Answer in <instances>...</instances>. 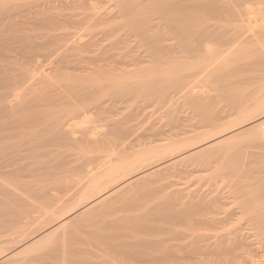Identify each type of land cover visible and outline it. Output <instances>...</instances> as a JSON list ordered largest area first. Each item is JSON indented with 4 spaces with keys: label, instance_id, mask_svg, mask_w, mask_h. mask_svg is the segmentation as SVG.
<instances>
[{
    "label": "rangeland",
    "instance_id": "obj_1",
    "mask_svg": "<svg viewBox=\"0 0 264 264\" xmlns=\"http://www.w3.org/2000/svg\"><path fill=\"white\" fill-rule=\"evenodd\" d=\"M4 1L3 0H0V6L2 5L0 7V35H1L0 36V157H1L0 158V165L2 164L1 167L5 166L7 169H5V167H4L5 170L2 168L3 171H4V173L3 172L2 173L0 172L1 173L0 174V263L1 264H12V263L13 264H19V263L20 264H34V263L35 264H38L37 261L39 260L41 262L42 259H43V261L41 263L39 262V264H46V263L51 264V262H52V264H73V263L74 264H96V263L97 264H101V263H104V264H112L114 262L115 258L112 259V255H110V254L111 253L114 254L117 251L121 252V253H117L118 255L116 256V257H119L118 258L119 261L116 258V260H115L116 263L114 262L113 264H117V263L118 264H122L123 257H124V255H122V254H126L127 252L133 251V249H134L133 247H135V246L136 247L134 249V252H137L138 249H139L140 251H138V252H141V253L142 252L144 253L147 248H148L147 251L150 252L151 249H154L156 246H158V247H156L154 249V251H151L150 253H153L154 252L155 253L154 254L155 256L161 257V256H163L166 253H170L171 254V251H173V254L178 253L176 255H178V256L179 255L180 256L181 255L185 256V257L181 256V257L184 258V260H183L184 261V264H193L191 262V260H192L193 257L191 258L190 256H193L194 254L193 255L190 254L192 252H190L191 250L187 246L188 243L189 244L190 243L191 244H194L195 243L194 244L195 245V248L198 249V251L195 252L196 258H198V259L200 258V259L199 260L198 259L196 260V258L194 256L193 262H194V264H199L202 261V258L205 256V253H203V251L205 252V250L202 251V249H204L203 246L202 247H199V245L201 246V244H202V241H200V239L202 240L201 237H203V236H201V235L205 234V232L201 229V226L198 225L201 222V220H200V218H201L200 217V213L201 212L198 211L200 209L199 208L200 206L198 207L197 204L198 205L200 204L201 199L199 198L200 195H198L197 193H198V191L200 192V190L202 188V185L204 184L203 182L205 180L208 181L207 179H209V181H211L212 183H214V178H216L217 181H219L218 182L219 183L218 184V190L221 191L220 194L222 196V199L223 200H226L224 202L222 200V202L227 205V207L223 205L224 206V207H222L224 209L223 212L226 213L227 210H228L229 212H227V213H230V212H232V210H236L237 207L240 208L238 206V203L241 206L243 205L242 207H245V208L247 206L245 204H248V206H249V207H247L245 209L244 214H242L243 216L239 218L240 221L237 218V221H236V223H234V225L232 223L231 225L227 226L226 227L227 229L224 228L223 230H221V231H224V233L223 232H221V233L222 234H225L226 233L225 231L228 230V232H229V230L232 229L233 226H234V228H237V226L241 227L245 223V225L248 226V228L250 229V230H248L249 233H250V235L252 233V235L255 236V237L252 236V238L254 237L253 238L254 241L251 238L252 239L251 242L254 243L255 240H257L256 243L263 242L262 240H264V234H263L264 233V219H263L264 217H261L262 219H260V216L259 215L262 216L263 215V211H264V208H262V207H264V205L261 206L262 205V202H264V201L261 200V199L264 198V195H263L264 189L261 190L262 186L264 188V184H262V186H261L262 181L264 182V180H263L264 179V174L262 175L260 173L262 171H263L262 173H264V154H263V156H261V153L262 152L264 153V143H261V142H257V144H255V143H256V140H258V141L259 140L260 141H263L264 140V137H263V135H264V132H263L264 129H263V127L264 126L262 127V130H261L260 128L259 129L257 128L259 125L257 126V124H256V121H257V123H259V121H261V119H263V117H264L263 116L264 115V111H261L262 109H264V108L261 107V105H262L261 103L264 102L262 100L263 97H264V90H263V87H264V79L263 78L264 77H262V76H264V74H263L264 73V64H263V61H264V45H263L264 44V27H263L264 26V14H263L264 13V6H263L264 3L263 2H264V0H260L259 3H257L258 1L255 0L254 3H256V4H254L251 0H249L251 2H249L248 0H237L238 2L236 0H231V1L230 0H228V1L227 0H218V2L216 4L215 1H217V0H215L214 2H215V5L216 6L211 7L212 8L211 10L208 9L209 7H208V5H206V4H209L210 3L207 0H206V2H203L201 0H189V1L188 0H171L172 3L174 2L173 4L170 3L171 2L170 0H167L168 2H166V0L165 1L163 0L162 2H161V0H158L157 5L160 4V6H161V7L159 6L160 8L157 6L158 7V10L159 9L160 10L161 9H164L163 12H162V10L161 11L159 10L160 15L158 14V10L156 9L157 8L156 7L157 0H86V1H84V0H82V1L80 0L79 1L78 0L77 2L75 0H70V1L69 0H65V1H69L70 3H66L63 0H55V1L54 0H14V1L13 0H4ZM7 1L10 4H8ZM183 1H185L184 2L185 3V6H184ZM225 1H227V2L230 1V2L227 3ZM235 1L238 4H240L241 6H239L236 3L237 4V7H235L236 6ZM73 2H76V3H73ZM177 2L179 3V6L178 7H176V5H178ZM231 2L233 4H231ZM17 3H19V5H16V9H17L16 10L14 8L15 7L14 5L17 4ZM58 3H61V4L59 5ZM166 3H169V7L167 6ZM181 3L183 4L184 7H182ZM193 3H196L198 5L197 6L196 4H194V6L195 5L197 6V7L195 6V9H194V7H192L193 6ZM203 3H206V4L203 5ZM226 3H227V5H226L227 8L224 5ZM250 3H252V4L250 5ZM261 3H263V5H261ZM6 4H8L9 6L7 7ZM23 4L24 5L26 4L25 6L26 7L28 6L29 8H24L25 6ZM64 4H65L66 8H65V6H63ZM68 4H69V8L71 7L70 9L67 8L68 7ZM72 4H74V5L72 6ZM186 4H187V6H186ZM211 4H213V3H211ZM47 5L48 6L51 5V8H50V6L47 8ZM53 5H54V7H53ZM61 5H62V7H60ZM123 5L124 6L126 5L125 6L126 8ZM162 5H164V6H162ZM170 5L171 6H175V8H170L171 7ZM3 6H5V7H3ZM12 6H13L14 9H12ZM165 6H167V8H164ZM223 6L226 9H224ZM230 6L231 7H234V8L231 9ZM249 6H251V7H249ZM260 6H261V8H260ZM57 7H58V9H57ZM188 7H191L194 10L193 9H189ZM255 7L257 8L256 11H255ZM8 8H10V9H8ZM34 8H35V11H34ZM36 8L37 9L39 8V9L36 10ZM258 8H260V9H258ZM18 9L21 11V13H19V10ZM55 9H57V11H54ZM64 9L65 10L66 9H69V10L65 11ZM166 9H167V11H166ZM168 9H170V13H174L175 15L174 14L173 15L170 14L169 11H168ZM220 9L222 11L225 10L226 13L223 14L224 11L222 12V11H220ZM11 10L13 12H11ZM39 10H41V11H39ZM245 10H246V12L249 11L246 16H248V17L250 16L249 18L252 21V22H250V27L254 26V27H252L253 33H250V32H252V30H251V28H249V24H248L249 21H250V19H248V17H245L244 21L242 19L244 17L243 14L246 13ZM17 11H18L19 14L17 13ZM22 11H24V12L26 11L27 13L25 14ZM165 11H166V15L168 17L164 15L165 14L164 13ZM176 11H177V13H175ZM194 11H196V12H194ZM214 11H215V13H214ZM260 11H262V12H260ZM40 12L43 13V14H41ZM47 12L50 13V14H47ZM240 12L241 13L243 12V13L240 14ZM259 12H260L261 15L262 14L263 15L261 16L260 14H258ZM180 13L181 14L183 13L184 16L183 15H180ZM229 13H230L231 16H233V13H235L236 14V17L235 18H232L231 16L228 15ZM255 13H256V17H255ZM35 14L37 16L39 14V16L41 17V19H39L40 18L39 16L36 17ZM71 14H72V16L70 17ZM104 14H105V16H104ZM235 14H234V16H235ZM60 15H61V17H60ZM67 15L70 18H73V16H76L75 19L73 18L74 20H71L72 21V25H73V22L74 23H77V22L82 23L81 21H84L85 22L84 24L86 26L80 27L79 25H84V24L83 23L82 24L77 23L78 24L77 27L74 24L75 27H72V29H71V26H72L71 25V21H70V19H69V17ZM195 15H198L200 17L197 18L198 16L196 17ZM240 15H242V17H240ZM97 16L98 17L100 16L101 19L103 20V22H102V20L99 19L100 17L96 19ZM102 16L105 17V18H103ZM106 16L108 17L109 20H111L110 18L112 17L113 20L114 19H118V21L116 20L115 23H114L111 20L110 22H112V23L111 24L109 23L110 25H108L109 20H106ZM114 16H116V17H114ZM178 16H179V18H178ZM201 16H202V18L205 17V16H207V17L210 16V17L209 18L206 17L205 20H203V19L201 20L200 19ZM27 17H31V18H34V19L32 20V19L28 18V19H30V20H28ZM186 17L187 18H190V19H187ZM194 17H195V19H194ZM14 18H15V20H14ZM16 18H18V19L20 18L21 19L20 20L21 21V24H18V23H20L19 20H18L19 22L17 23ZM24 18H26V19H24ZM36 18L38 19V21L36 20ZM196 18L199 19V20H197ZM227 18L228 19L230 18V19L228 20ZM240 18L242 19V22H243V27H242L243 29L242 28L240 29L241 22L240 23L237 22L238 19H239V21L241 20ZM50 19L52 21H54V22H52ZM59 19H61L60 22H62L64 19H66V22H67V20H69L70 22H68V23H70V24H68V23L65 24V25H64V23L63 24L62 23L60 24ZM82 19H84V20H82ZM98 19L100 20V22H98L99 21ZM104 19L106 20V22H105ZM221 19H223V22H222ZM233 19L236 20V21L234 20L235 21L234 23L232 21ZM39 20H41V21H39ZM180 20H182V21H180ZM210 20H211V22H210ZM212 20H214V22ZM28 21L29 22L31 21V27H33L34 29L33 28H30V26H29L30 24H29ZM36 21L38 22V25L35 26L33 24L34 23L37 24ZM88 21H89V24L92 27L88 24ZM91 21H93V22L95 21V22L94 23L93 22L91 23ZM175 21H177V22H175ZM230 21H231V25H230ZM253 21H254V23L256 21V23L254 24ZM48 22H51L54 25V31H52L53 30V28L51 27L52 25L49 26L50 23L47 26V23ZM116 22H118V25L119 26H120V22H121L122 26L121 27L117 26V23ZM200 22H202L204 24L207 22V24H205L207 26H205L204 24H203L204 26H201L202 23H200ZM244 22H245V25L246 26L244 25ZM2 23H4L5 25L2 24ZM54 23H56V24H54ZM97 23L99 25L100 24L101 25L99 26ZM184 23L186 24V26L184 25ZM194 23H196V24H194ZM214 23L215 24H218V25L221 24L222 27H220L221 25L218 26V25H215ZM227 23H229V24H227ZM232 23L235 24V25L240 24L239 26H235V25L233 26L234 27V30H235V27H239V29L241 31V34H240L239 29L236 28V30L238 29V31H239L238 35L240 34V35H245L246 36L248 34L247 36L251 37L252 34H256L258 36V35L261 34L260 32H263V35L261 34L263 36V37L261 36L263 38L262 39L263 44L261 43L262 47H261V45L258 46L257 44H252V43H251V47H249L250 46V42H247V43H249V46H247V48L243 49V44L233 43L234 38L237 37L238 35H237V31L236 30H235V33L233 32L234 30L232 28ZM23 24H25L27 26L25 27ZM57 24H58V27L56 26ZM113 24H116L115 28H114V25ZM154 24L155 25L158 24V25L155 26ZM193 24H194V26L196 28L193 26ZM260 24H263V25H260ZM20 25L23 28H21ZM62 25H64L65 27L62 26ZM190 25H192V26H190ZM213 25L216 26V27L213 28ZM247 25H248V27H247ZM258 25H259V27L261 26L260 28L263 27V31H262V29L261 30L259 29ZM16 26L17 27L19 26V27L17 28ZM41 26H42V28H41ZM60 26L62 28V32H65L66 31V34L65 33L63 34L62 33L63 34L62 35V34L59 33V31L61 30ZM68 26L70 27V29H65ZM87 26L90 27V28H88ZM159 26L161 28H159ZM6 27L9 30H7ZM49 27L52 28V29H50ZM78 27H80L82 29H80ZM111 27L114 28V29H112ZM116 27H118V29L120 28L121 30H119V32H118V29ZM152 27H153V29L156 28V27L157 28L154 29V31H153L152 30ZM180 27H182V28H180ZM202 27H204V28H202ZM19 28H20V30L23 29L22 30L23 33L19 30ZM174 28H176V29H174ZM179 28H180V30H179ZM215 28H217V29H215ZM17 29L19 31H17ZM105 29H107V30L105 31ZM122 29H123V31H122ZM198 29L200 30V33H199ZM247 29H250V31H248ZM254 29L257 30V31L259 30L260 32H258V33H260V34H257L256 33L257 31H255ZM83 30L84 31L86 30V32H84ZM148 30H150V33H149ZM175 30L177 32H175ZM182 30L184 31V32H182L183 33V36H182V33L180 32ZM190 30L191 31L193 30L192 33H191ZM13 31H15V32L14 33H11ZM104 31H105V33H104ZM137 31H139V32H137ZM189 31H190V33H189ZM254 31H255V33H254ZM20 32L22 33V35H20L21 34ZM69 32L71 34H69ZM82 32L84 33V35L87 36V39H91L92 42H93L92 43L93 46L90 47L88 49V51H84V54H82L83 52H81V50L79 52H78V50H75V49L72 50V48H71L72 44H70V42H72L73 40H75L76 37L79 34H82ZM231 32H233L234 34L233 35L230 34ZM100 33H101V35H102L103 38L100 37L101 36ZM115 33L118 34V35L121 34V35H119L120 37L118 35H115ZM138 33H140V34H138ZM184 33H186V34H184ZM196 33L197 34L199 33L197 35L198 38H195L197 36L193 37ZM14 34H16V35H14ZM52 34H54L55 36L52 35ZM202 34L205 36V37L203 36L204 38L202 37ZM8 35H10V37L7 38ZM50 35H52V37H50ZM60 35H62V38H61ZM110 35H112V36L114 35V37H112ZM220 35L222 37H220ZM229 35H231V36H229ZM47 36L49 38H47ZM57 36H60V37H57ZM66 36H67V38H65ZM188 36H191V37L187 38ZM199 36H200V38L201 37L202 38L200 39ZM223 36H225V38H228L232 42L231 41H228V40H225ZM1 37L3 38V41L1 39ZM23 37L25 39H23ZM140 37H141L142 40L140 39ZM192 37L195 38V39H193ZM14 38H17V40H14ZM51 38L54 39V40H51ZM59 38L61 40L60 42H58V40H56V39H59ZM101 38H102V40H101ZM190 38H192V39H190ZM222 38L224 40H222V42H221L220 39H222ZM44 39H46V40H44ZM104 39L107 42L106 43L107 44L106 46L105 45L104 46L101 45V44H105L104 43ZM116 39H117V41H116ZM202 39H205V40L203 41ZM8 40H10V41L8 42ZM184 40H185V42H184ZM188 40H192V41H188ZM201 40L203 41V43L204 42L205 43L208 42L209 44L207 43V45H206L204 43L203 44L204 46H203V45H201V43H202ZM18 41H19V43H18ZM48 41H52V43L51 42H48ZM65 41H67V43ZM227 41H228V44L229 45H231L233 43L236 46L233 45V44L230 46L231 48L230 47L228 48L227 46H224L225 43H223V42H226V44H227ZM13 42H14V44H12ZM15 42H17V43L15 44ZM101 42H103V43H101ZM197 42H198V45H197ZM260 42L261 41H259V43L258 42H256V43L260 44ZM59 43L60 44L62 43L61 46L59 45ZM65 43H66L67 46L65 45ZM119 43H120V45H119ZM57 44H58L57 47H60L62 49V52L61 53H59V51L61 49L60 48L57 49V47H56ZM68 44H70V45H68ZM191 44H193V45H191ZM246 44L244 45V47L246 46ZM41 45L43 46L44 49L42 48ZM237 45H240V46L237 47ZM37 46H38V48H36ZM108 46H110L111 48H108ZM119 46H121V47H119ZM194 46H196L197 48L199 46L200 47L197 49ZM207 46H211L210 47V49L212 50L211 52H208L207 51L208 50L207 48H209ZM97 47H99V50H98ZM190 47L191 48L194 47V48H192V50H190L191 49ZM240 47H241V49H240ZM51 48H53V49H51ZM104 48L105 49L107 48L106 51H111L112 48L115 49V50L112 49V51H111L112 55H111L110 52H108V53H110V54H108L109 55L108 56L106 54L107 52H105ZM121 48H123V49H121ZM233 48H234V51H236V52H234L233 50H231ZM95 49H96V51H95ZM101 49H102V51H101ZM194 49L197 52V53H195L196 55L194 53H191V52H193ZM203 49H205L208 53L205 50H204V53H203ZM56 50H58V51L55 52ZM195 50H194V52H195ZM240 50H242V53H240L238 55V52ZM244 50H245V52H243ZM114 51L116 53H113ZM120 51H121V54H120L121 56H118V54L120 53ZM32 52H33V54H31ZM41 52H42V54H41ZM52 52H54V53H52ZM66 52H69V53L66 54ZM76 52H77V54H79L80 52L81 53L79 55H77ZM85 52L87 53V55L85 54ZM220 52H221V54H220ZM38 53L40 54V56L37 55ZM102 53H103V55L106 54L105 56H107V57L104 58L103 55H102ZM190 53L193 54V55H195L196 57L198 56V58L195 59L196 57L194 58V56H193L192 57L193 59H192L190 57L191 56ZM198 53H201V54H199V55H201L200 57H199V55H197ZM52 54L54 56L53 59H52L53 61L51 60ZM96 54H98L99 57L96 56ZM116 54H117V56H116ZM229 54H231V55H229ZM235 54H236V56H235ZM26 55H27V59L25 58ZM41 55H42V57H41ZM217 55H220V56H217ZM28 56H29L30 59L28 58ZM30 56H32V58ZM85 56L87 57V59H86ZM79 57H80V60H81V61L79 60L80 63H79V61H77L79 59ZM83 57H85V59L87 61L85 59H83ZM234 57H236V58H234ZM40 58H42L44 61L42 59H40ZM65 58H66V60H65ZM90 58L95 59L96 62H94L93 60L90 61L91 60ZM102 58H104V60ZM23 59H24V61H23ZM64 60H65V62H64ZM116 60H118V61H116ZM119 60L123 63L122 65L119 64V63H121ZM235 60H236V62H235ZM29 61H31V62L29 63ZM108 61L109 62L111 61V63H109ZM35 62H37V63H39L41 65L43 64L45 66V67L43 66V70H45L46 72H48V73H46L47 77H39V75H40L39 74V70H36V68H35V71H34V67H31V66H34L33 64ZM53 62H55V63H53ZM60 62H61V64L64 62L63 64L64 65L65 64H68V66L66 65V67H65L64 65H61ZM103 62H105L106 64H104ZM107 62H108V64H107ZM242 62H244L245 64L242 63ZM260 62H261V64H260ZM86 63H89V64H87V65H89L88 67H87ZM98 63H100V64H98ZM127 63H128V65H127ZM248 63H249V65H246ZM92 64L95 65V66L96 65L97 66L100 65V67L97 69V66L95 67ZM54 65H56V66H54ZM59 65H61V67ZM77 65H79V66H77ZM103 65H106L105 67H107V68H105ZM119 65H120L121 68L118 67ZM258 65L261 68H259ZM62 66L65 68V70L63 69ZM108 66H110L111 68L108 67ZM116 66L119 68L118 71L125 70V71H122V74L123 75L121 74V72H117L116 71V69H117ZM52 67H53V70L51 71ZM54 67H57V68H54ZM242 67H243V69H242ZM27 68H28L29 72H27L28 71ZM95 68H96V70H95ZM110 69H112V70H110ZM23 70L26 71L27 72L26 74H28V75H25V72H23ZM100 70H102V72L104 74L101 73ZM68 71H70V73ZM76 71L78 73H80V74H83L84 73L85 76L86 75H88V76H86V77L84 75H81L80 76V75H78V73L76 74ZM98 71H100V73ZM195 71H197V72H195ZM206 71H208V72H206ZM30 72H32V73H30ZM67 72L69 74H67ZM108 72H110V73H108ZM193 72H195L194 75H195V77H197V79L193 76V74H192ZM199 72L201 73L202 76L200 75ZM91 73H93V75H91ZM115 73L118 75L117 77H116ZM30 74H31V77H33L32 79L30 78ZM100 74H103V75L100 76ZM120 74L122 76H120ZM230 74H231V76H230ZM261 74H262V76H261ZM107 75H108V79H107V77L105 78V76H107ZM237 75H238V78L236 77ZM27 77L29 78L28 80H27ZM66 77H68V78H66ZM84 77L87 78V79L84 80L83 79ZM97 77H99V78H97ZM102 77H103V79H102ZM118 77H121V78L118 80ZM231 77H232V79H231ZM69 78H70V80L68 82V79ZM77 78H78V80H77ZM88 78L89 79L91 78L92 81H93L92 84H91V86L93 84L94 85L92 87H90V85H89V83H91V82H89ZM253 78L256 79V80L252 81ZM261 78H262V80H261ZM97 79H99L101 81H99ZM115 79H116L117 82L115 81ZM235 79H238V81H236ZM240 79L242 81H240ZM258 79H260V80H258ZM46 80H47V82H46ZM20 81H24V83L26 85H22L21 86L22 82H21V84H19ZM28 81L30 83V86L28 84ZM35 81H37V82H35ZM55 81H56V83H58V81H59V83H58L59 85L56 84ZM60 81H61V83H60ZM95 81H97V82L99 81L100 84H99V82L98 83L96 82L97 83V85H96ZM113 81H115L116 86H115V84H114ZM243 81H245V83ZM249 81L251 82V84H250ZM50 82H53V83H50ZM65 82H66V84H64L62 86V84L65 83ZM74 82L76 84L75 85L74 84L71 85ZM229 82H230V84H229ZM237 82H240V83H237ZM32 83H33V86H32ZM110 83H112V85H110ZM67 84L69 86H71L73 88V90H75L74 93L72 92L73 90L68 89V85ZM185 84L188 85V88H190V89H188ZM117 85H118V87H117ZM243 85H245V86H243ZM83 86H85L84 87L85 89H81V88H83ZM252 86L255 87L253 90H252V88H253ZM24 87H27V88L29 87L28 88L29 90L27 88L25 89ZM48 87H49V89H48ZM71 87H69V88H71ZM74 87H76V88L74 89ZM246 87H247L248 90L246 89ZM92 88H93V90H92ZM186 88H187V91H189L188 92V95H187V92H186ZM242 88L243 89H246L247 92L246 91L244 92V90ZM42 89L44 91H42ZM65 89L68 91V93L66 92ZM94 89H96V90L94 91ZM223 89L224 90L226 89V91L225 92H222V91H224ZM238 89H239L240 92L238 91ZM58 90H62V91L59 92ZM77 90H80V91L81 90H84L85 93L83 91H82V93H84V94H82L81 92H76ZM181 90H183V91H181ZM47 91H49V92H47ZM91 91L93 93H91ZM51 92L53 94H54V92H56L55 94H57L58 92L59 93L57 95H55V94L53 95V94H51ZM69 92H71L72 94H70ZM102 92H105L106 95L105 94H102ZM219 92L223 93L224 96L221 97L220 96L221 94ZM94 93H95V95H93ZM182 93H184V94L182 95V97H180ZM218 93H219V96L217 95ZM235 93H237V94H235ZM16 94L18 95V97H16V99L15 98H12ZM59 94L60 95L62 94V96H59ZM81 94L82 95H85L86 94V96H82ZM101 94L103 96L105 95V97L101 96ZM127 94H128V97L126 98V96H125V98H126L125 99L124 98V95H127ZM129 94H130V96H129ZM225 94H227V95H225ZM243 94H245V95H243ZM19 95H21V96H19ZM63 95L66 98V100H64L65 98H62ZM96 95H99V96L96 97ZM184 95L185 96L187 95L188 97L187 96L185 97ZM228 95H230V96H228ZM73 96H74V98H72ZM197 96H199L200 102H201V99L203 100V103L202 104H200V102L196 100V99H198ZM200 96H202V97L200 98ZM203 96H205V99L206 100H204V97ZM240 96H241V99L239 98ZM9 97H11V98L9 99ZM68 97L70 99L71 98L72 99L70 100ZM76 97H78V98L76 99ZM129 97H131L130 98L131 100L129 99ZM226 97H227V99H229L228 101L227 100L225 101V98ZM242 97H243V99H242ZM253 97H254V99H253ZM54 98H55V101L53 100ZM217 98L220 99V100H218ZM11 99H13V100H11ZM56 99H58V100H56ZM61 99L64 100V101H61L60 102ZM68 99L70 101H72V102L67 101ZM124 99L127 100V101L124 102L125 101ZM214 99H216V100H214ZM233 99H234V101H233ZM235 99H239V102H238V100L235 101ZM8 100H9V102H8ZM24 100L25 101L28 100V101L25 102ZM52 100H53V102H52ZM77 100H79V102H81V103L78 104ZM85 100H87V102L84 104L83 102H85ZM32 101H35V102H32ZM45 101L47 102V104H46ZM121 101H123V102H121ZM195 101L198 102L200 105H198V103H196ZM220 101L223 103L222 105H220L221 104ZM242 101H244V102L242 103ZM259 101H262V102H259ZM24 102H25V104H24ZM74 102H76V103H74ZM216 102H218V104ZM226 102H228V103H226ZM237 102H238V104H237ZM8 103L10 105H8ZM16 103L19 104V105H17ZM50 103H52V105H54L56 103V106H52ZM125 103H127V104H125ZM229 103H232V105L229 104ZM241 103H242V105H241ZM258 103H260V104L258 105ZM99 104L103 105L104 107L103 106L102 107L100 106V108H98V110H97V108L95 110V107L96 106L99 107ZM104 104H106V107L107 108L105 107ZM228 104H229V106H228ZM92 105L94 106V108H93ZM113 105H115V106L118 105V106L115 107ZM215 105H216V107H215ZM225 105H227L226 107L228 109L225 107ZM250 105H252V106H250ZM11 106L13 108H11ZM73 106H74V108H73ZM230 106H233L234 108L233 107H230ZM247 106H250L251 108L249 107V109H248ZM253 106H254V108H253ZM259 106L262 108V109L260 108L261 110L259 109ZM46 107H48L50 110L48 108H46ZM52 107H54V108H52ZM58 107L59 108H62V109H59ZM65 107L67 108V110H66ZM71 107L73 109H71ZM76 107L79 108V109L82 108V110L81 111L76 110ZM86 107L88 109H86ZM255 107H256V109H259L258 110V113H260L259 111H261L262 114L259 115V116H261L262 118L258 116V117H255L252 121L250 120V122L249 121H248V123L246 122L247 124H244V125H241L240 126V128L237 130L238 132L237 131H234V129H232L231 131L226 132V133H224L222 135L219 134V132L222 129H225L226 130V127L231 128L232 127V124L235 125L237 122L238 123H241L244 119L250 118L249 115H251L254 112L253 109H255ZM229 108L232 109V110L235 109V111L233 110L235 114L232 112V110L230 111ZM53 109L56 110V111H54ZM217 109H219V110H217ZM20 110H22V111H20ZM59 110L60 111L62 110V112L61 113L58 112ZM215 110H217V111H215ZM69 111H70V113H69ZM94 111L96 112V114L94 113ZM107 111H108V113H107ZM223 111H224V113H223ZM246 111H248V112L245 114L244 112H246ZM64 112H67V113H65V115H64ZM86 112H87V114L89 113V115H87ZM211 112H213V114H211ZM209 113L211 114V116H210ZM230 113H233V114H230ZM249 113H251V114H249ZM258 113L256 112L255 116ZM66 114L67 115H70L71 114V120H74V123H73L74 124V126H73L74 128L73 129L70 128V131L68 129H65V130H68L69 131L68 133L65 132V130H64L65 134L66 133L68 134L67 137H66V135H64V137H66V140L69 139V134H70V137L72 136L73 138H75L77 136V138H80V140H81V138H82V140L84 139L83 137H84L85 133H86V136L85 137L88 138L90 136L91 139L94 137L93 140H95L97 138H100L101 139V137L99 135V134H101V136H103V138L104 137L106 138V135H107L108 136L107 138L111 141L110 142V145H113L114 144L113 146L115 147L116 144L118 145L119 143H123L124 142L123 140H120V138L121 139H124V140L125 139L126 140L128 139V141L130 142V145L132 147H128V149H124V150L122 149V147H120L119 148L120 151L115 147L118 151H115L114 154H116V155L113 154V157L114 158H117V159L119 158V160H116L115 159V163L117 162V165H118L119 162H120V160L125 162L124 159H127L128 158V155H129V159H127L126 162L129 163V164H133L135 166V168H134L135 170H134V173L132 171V174L130 175L131 177L128 176L130 178L127 177L126 179L129 180L131 178H135V177H138V176H146V174L148 172H150V173L153 172L152 174H149L148 173V175H150V176L145 177L144 180L145 181L148 180V181H146V183H145L144 180H141V181H144L143 184L140 181L138 184H134V185H132L130 187H127L126 190L128 192L124 189L123 192H121V193L118 194L119 196L121 195L120 197L116 194V196L113 198L114 199L113 203H112V198H110V200L108 199L109 201L107 199H105L102 202L97 203L96 205L92 206V208L89 209V207H91V206H87V205H90L91 203H84L86 201V199H82V198H84L85 192L87 190V186H90V185H87V184H89V180H88V177L85 176V175H87L86 171H87V169H90L89 167H91V166H94L95 167L96 166V165H91V166L88 165L90 163L89 162V158L93 155V154L91 155V153H92L91 152V148H90L91 146H89L90 144L87 143L90 140H89V138H88V140L86 138L85 143H83L84 142L83 141V142H80V144L82 143L81 145L78 143L75 146V147L80 146L79 148L81 149L80 150L77 147V150H75V148H74L75 151H78L76 153H79V156L74 153L76 155L75 157H73L74 156V154H72L73 152L70 151L71 150V147L74 144V142H72L73 144L71 142L69 143V141H66L64 139V137H63L61 139L62 140L64 139V141H66V142L64 143V141H63V143H60L62 141H60V137L59 136H61L60 133H61L62 130L61 131H58L59 130V127L61 126V124L59 125V127L56 126L59 123V122L57 123V120H59L58 118H60V117H61L60 119H62L63 116H67ZM72 114H73V119H72ZM253 114L251 115V117H253ZM212 115L214 117L216 116V118L212 117ZM222 115H223V117H222ZM81 116H83V117H81ZM227 116L230 119L229 118L228 119L225 118ZM239 116H241V118ZM56 117H57V120L55 119ZM68 117H66V118H68ZM77 118H78V120H76ZM102 118L104 120H102ZM208 118H211L212 120L211 119L208 120ZM50 119L52 120L51 122H50ZM62 120H64V118ZM68 120H70V119L68 118ZM221 120H223V123L224 124L221 123L222 122ZM59 121H61V120H59ZM80 121H81V123H80ZM207 121H208V123H207ZM209 121H212V124H211V122L209 123ZM213 121H214V124H215L216 127L214 126ZM215 121H217V123H219L218 126L216 125L217 123ZM63 123H65V122H63ZM115 125L116 126L117 125L118 126L120 125V127H122V129L121 128L118 129L119 127H117V129L119 130L120 134H119L118 130H115V127H116ZM207 125H211V126H207ZM205 126H206V128H205ZM249 126H250V128H249ZM55 127H56V129H54ZM87 127L88 128L90 127V129H92L93 131L91 130V132H90V129L88 130ZM107 127L108 128L110 127V128L108 129ZM253 127L256 128V130L260 133V135L258 134V132ZM46 128H47V130H46ZM207 128L208 129L210 128V129L208 130ZM85 129L88 131V133H87V131L85 132ZM80 130H82V131L80 132ZM201 130H203V131H201ZM239 130L242 133L239 134ZM101 131H102V133H101ZM103 131H104V133H103ZM122 131H123V133H122ZM244 131H246V132H244ZM249 131H251V132H249ZM51 132L53 133V138L50 137L51 136L50 134H52ZM72 132H74L73 133L74 136H73V134H71ZM114 132H116V133L114 134ZM129 132L130 133L132 132L131 133L132 136L129 135ZM233 132H237L238 134L235 133V134H237V136ZM256 132H257V134H256ZM7 133H8L9 136L7 135ZM91 133H94V134L96 133V135H93ZM127 133H128V135H127ZM212 133H213V135H215L217 133L215 135L217 137L213 138L214 136L212 135V136H210L212 139H208V141L205 140ZM229 133L230 134L233 133L234 136L233 137H230V138H232L230 141L228 139V142H226L228 145L227 144H223L224 145V147H223L222 142H221V143H219L221 145H219L218 147L217 146H213V147H211L209 149H205L204 148L209 142H213V141H215V139L217 140L219 137L227 136V135H229ZM250 133L255 134V136L254 135L252 136V134H250ZM62 134H63V131H62ZM124 134H126V136ZM218 134L220 136H218ZM57 135H59V136H57ZM121 135H122V137H120ZM198 135L199 136L201 135V136L199 137ZM240 135H241V137H240ZM242 135L244 137L246 136V137H249V138H246L245 137L244 140H243ZM258 135H259V138L260 139H258ZM129 136L131 138H128ZM113 137H117V139L116 138H113ZM198 137L201 138V139L202 138H204V139L203 140H201V139L198 140ZM57 138H59L58 140L60 142H58V141L56 142L55 141V139H57ZM255 138H256V140H255ZM236 139L239 140V141H236L237 144L235 142ZM253 139L255 140V143H254ZM51 140H52V142H51ZM152 140H154V141H152ZM196 140H198V141L196 142ZM204 140L207 141V142H205ZM117 141H119V143ZM232 141H233V143H232ZM247 141H249V142H247ZM250 141H253V143L250 142ZM194 142H195V144H194ZM230 142L232 144H236V145H231ZM52 143H54V144H52ZM57 143H59V144H57ZM66 143H67V145H65ZM243 143H245V146H244ZM247 143H249V144H247ZM258 143H259V145H258ZM60 144L63 145L64 148ZM75 144H76V142H75ZM145 144L147 146H145ZM186 144H187V146L188 145H191V146H188L190 148H186L185 149V147H187ZM197 144H198V146H197ZM229 144H230V146H229ZM246 144H247V146H246ZM260 144H261V146H260ZM153 145H156V146L154 147ZM168 145H170V146H168ZM179 145H181L180 148L178 147ZM242 145H243V147H242ZM58 146H59V148H58ZM68 146L69 147L71 146V147L69 148ZM159 146H160V148H159ZM162 146L164 148H162ZM234 146H236V147L234 148ZM134 147H136V148H134ZM192 147H193V149H192ZM244 147H245L246 153H247V151L249 153V155L247 153V156L244 155V153H245L243 151L244 150ZM256 147H258V149ZM62 148L63 149L66 148V151H67L68 155H65L67 153L64 150H62L64 154L61 152V149ZM87 148H88V150H87ZM133 148H134V150H133ZM150 148H151V150H150ZM202 148L205 149V152L203 151ZM222 148L224 149L223 151H222ZM232 148H234V149H232ZM237 148L239 149L240 155H238L239 153H238V149ZM241 148H243V150ZM252 148L254 149V151H253ZM72 149H73V147H72ZM121 149H122V151H121ZM143 149H145V150H143ZM175 149H178L180 151L175 150ZM181 149H183L185 151H181ZM139 150H141V151H139ZM157 150H158V152H157ZM172 150L174 152H172ZM196 150H197V152H195ZM225 150L226 151L227 150H230V151L226 152ZM235 150H236V152H235ZM241 150L243 151V153L241 152ZM249 150L251 152L253 151V155H251V152ZM126 151H128V153ZM144 151H146V153ZM175 151H176V153H175ZM177 151L179 153H181V154H178ZM193 151H194V153H193ZM70 152H72V153H70ZM120 152H122V153H120ZM152 152H154L153 155H156V156H153V155L150 156ZM170 152L173 153V155H169V154H171ZM220 152H223V153H220ZM225 152L227 154H225ZM231 152H235L236 155H234L235 153H231ZM89 153H90V155H89ZM136 153H140V154H136ZM159 153L162 156H165V157L162 158V156L159 155ZM167 153H169V154H167ZM230 153L233 154L234 157H233V155L229 156ZM15 154H16V156H15ZM18 154H20V155H18ZM61 154L64 155V156H62ZM69 154H71L72 156L69 155ZM88 155H89V157H88ZM136 155L137 156L142 155V156H140V158H139ZM199 155L201 157H199ZM213 155H215V156H213ZM255 155H257V156H255ZM259 155H260L261 160L258 157ZM59 156H60V158H59ZM70 156L72 158H70ZM80 156H82V157H80ZM85 156H87L86 158H88V159H85ZM204 156L206 157L207 166H208V164H209V166L214 165V166H212V168L214 167V172H215L216 176H214V175L211 176L210 175L211 172L208 173L209 175L207 174L208 176L205 175V174L202 175L203 173L200 172L201 169H202V167H203L201 165H204V167L206 166V162L204 160L205 159ZM9 157H10V159H9ZM11 157L12 158L14 157V158L12 159ZM62 157H64V158H62ZM83 157H84V159H83ZM136 157L139 160H137ZM160 157L162 158V159H160V162H161V160H163V162H161V163L159 162V158ZM215 157H216V160H215ZM227 157H230L231 159H229ZM236 157H237V160H236ZM3 158L5 160H3ZM73 158L74 159L75 158L76 159L78 158V160H79V158H82V159H80V162H78V160H76V159L74 160ZM150 158L153 159V160H151ZM184 158L185 159L186 158H189V159H186L183 162V159ZM232 158L233 159L235 158V159L233 160ZM14 159L17 160V162H15ZM57 159H58V162L60 160V162H59L60 165L57 163ZM68 159H69V162L70 163L68 162ZM142 159L144 160V162L139 163L140 160H142ZM209 159H211V160H209ZM217 159H218V163H217ZM262 159H263V162H262ZM9 160H10V162H9ZM164 160H165V162H164ZM176 160H177V162H176ZM212 160H213L214 163L212 162ZM226 160H227V162H226ZM251 160H252V163H250ZM5 162H6V164H5ZM61 162L64 163V164H62ZM153 162H155V163L152 165L151 163H153ZM254 162H256V164ZM25 163H28V164H25ZM230 163H231V165H230ZM232 163H235V164L233 165ZM257 163H258V165L260 166L261 169H259V166L257 165ZM21 164H24V165H21ZM54 164H56L57 166H55ZM139 164L142 167H140ZM148 164H149L150 167L148 166ZM171 164L173 166H171ZM253 164H254V167L256 165L257 168H258V170H261V171H259L258 175L256 174L257 173V171H256L257 168L255 169L252 166ZM28 165H30V167ZM62 165L64 166L63 167L64 169L66 168L65 169V172H63L64 175L62 173V171L64 169L62 168L63 170L60 171V169H61L60 167ZM72 165H74V166H72ZM151 165L153 166L152 168H151ZM166 165L169 168L167 167V169H166L165 168ZM191 165H193V167L195 169ZM195 165H198V166L196 167ZM224 165L227 166V169H226V167H224ZM31 166H32V168H31ZM68 166H70V167H68ZM75 166L77 167V169H76ZM147 166L150 169H147ZM215 166H217V167H215ZM229 166H230V168L234 166L233 168H231L232 170L231 169L229 170L230 172L233 171L232 173L235 172L234 175H231L230 176L231 173L229 174V171H228V167ZM244 166H245V168H243ZM251 166L254 169L253 171H252V167ZM160 167H162V168H160ZM186 167H187V169H186ZM191 167L193 168V170H192ZM239 167H241L242 169L240 170ZM9 168L12 169V170H10ZM179 168L180 169L182 168V171ZM197 168H199L200 170L197 169ZM221 168L224 169L225 171L227 170V172H224L222 170V172H223L222 175L219 174V172H221ZM157 169H162V170L159 171ZM234 169H236V171L238 173ZM7 170H10V171H7ZM30 170H31V172H30ZM137 170H140V171H138L139 174L138 173H135V172H137ZM166 170H169L171 173L170 172H165ZM216 170H218V171H216ZM245 170H247V171L245 172ZM178 171H179V173H178ZM198 171H199L200 174L202 173L201 175L203 176L204 179L202 178V176L200 174H196V172L198 173ZM82 172L85 173V174H83ZM155 172L156 173H159V174H156ZM183 172L184 173L189 172V173L183 174ZM244 172L245 173H247V172L249 173L250 172L249 174H251V175H249L248 173L247 174L251 178L249 177V179H248L247 175ZM35 173H37V174L40 173L39 175H41V177H38L37 178L36 177L37 174H35ZM65 173H66V175H65ZM71 173L74 174V175H71ZM213 173H211V174H213ZM172 174H173V176H172ZM191 174H192V176H191ZM223 174H225V175H223ZM241 174L243 176V180L245 181L244 182L242 180V182H244L243 185H242V182H240L241 181L240 178H242ZM254 174H256L259 178L256 177V176H254ZM259 174H261L262 177H261V175L259 176ZM21 175H22V177H21ZM79 175H81V176H79ZM54 176H58L59 178L58 177H54ZM61 176H62V178H61ZM73 176H74V179L72 178ZM170 176H172V178H170ZM198 176H201L200 178L202 180H204V181H201L198 178ZM221 176H223V177H221ZM232 176H234V178H231ZM235 176H236V178H238L239 176H241V177H239L240 180L239 179L236 180ZM244 176H246L247 179ZM253 176H254V178L257 179L255 181L256 182L255 184H254V181L253 182L251 181V180H254ZM15 177H16V179L19 178V180L18 179L17 180L14 179ZM159 177L161 178V180L163 182H160ZM212 177H214L213 180H212ZM228 177H229V179H228ZM35 178L37 179V181H36ZM164 178H166V179H164ZM220 178H222V180L226 184V185H224V187H222V185L224 183H223V181H220ZM41 179L43 180L42 182H44V183L41 182ZM51 179H53L52 180L53 182H55V180H56V182L58 181L60 183H58V182H57V184H56V182L53 183L51 181ZM67 179H68V181H67ZM126 179H124V181ZM152 179H153V182H151ZM224 179H226V180H224ZM233 179L237 181L236 183H237L238 187L240 185L241 188H238V187L235 188L237 185L233 184L234 183V180ZM27 180L28 181L30 180L32 182L29 181V183H28ZM249 180H250V182L252 184L249 183ZM35 181H36L37 184L35 183ZM73 181H75V182H73ZM238 181H239V183H238ZM33 182H34V184H33ZM61 182H63V183H61ZM65 182H67V185H66ZM80 182L82 183V185H81ZM211 182H207V184H210L212 186ZM257 182H259V185L257 184ZM48 183L51 184V185H47ZM64 183H65V185H63ZM150 183H151V185H149ZM231 183H232L233 187L231 186ZM27 184L30 185L31 187H29ZM52 184H53L54 187L52 186ZM145 184H147V185H145ZM135 185H137L138 187L135 186ZM142 185H144L146 187H144ZM210 185L208 186V188L211 187ZM58 186H60V187L62 186L63 189L62 188L60 189V187H58ZM82 186H83L84 189L82 188ZM147 186H149V187H147ZM229 186H231V188ZM244 186H245V188H243ZM247 186L250 187L249 189H252L253 188L252 189L253 191L252 190H249ZM251 186H253V187H251ZM255 186L257 187V189H259L258 187L260 186V189H259V193L260 194L257 193L258 190L254 191ZM67 187H69V188L66 190ZM76 187L77 188L78 187H81V188H78L77 189ZM44 189L45 190L47 189V190L44 191ZM52 189H53V192L51 193ZM69 189H70V192H69ZM179 189H180V191H179ZM245 189L247 190L246 191L247 193L246 192L243 193V191H245ZM39 190H40L41 193L39 192ZM76 190L77 191H80V193H77ZM172 190L173 191H176V194L178 196L175 195V192L173 193ZM233 190H234V192H232ZM47 191H49V192H47ZM60 191H62V192H60ZM219 191H218V193H219ZM238 191H239V194L242 197L239 196L238 194H235ZM249 191H251V192L248 193ZM42 192H43V194H45V196L42 194ZM240 192H242L243 194L240 193ZM252 192H254V194ZM46 193H48V194H46ZM70 193H72L74 195L76 194L77 195L76 198L77 197L78 198L76 199L72 194L70 195ZM129 193H132L131 194L132 196ZM40 194H42V196ZM49 194H51L54 199L49 198V196L51 197V195H49ZM255 194H257L258 196H256ZM69 195H70V198L72 197L71 199L68 197ZM259 195L261 196V198L259 197ZM62 196H63V199H62ZM127 196H129V197H127ZM227 196L229 197V200H228V197ZM73 197L75 198L74 200H73ZM117 197L120 198L122 201L120 199L118 200ZM122 197L124 198V200H123ZM131 197L133 199H131ZM44 198H45V201H44ZM80 198L82 199V203L83 204L81 203L82 205H80L79 206L80 208H79L77 206V204L79 205V202H81L80 201L81 200ZM115 198L119 202H122V205L125 203L128 207L127 206L125 207V204H124V207L125 208L123 206L121 207V205H120L121 203L115 201L116 200ZM128 198L131 199L130 200L131 202L129 201ZM243 198H244V200H243ZM41 199L43 200V202H45V204L41 201ZM197 199L198 200L200 199L199 202H198ZM253 199H255V200H253ZM66 200L69 203L68 205H67ZM76 200H77V202H75ZM233 200H234V203H232ZM246 200H248V202ZM55 201H56V204H54ZM64 201H65L66 204L65 203L63 204L62 203ZM241 201L244 202L245 204L244 203H241ZM259 201H261V202L259 203ZM110 202L113 205L116 204V206L115 205L114 206L111 205ZM128 202H130V203H128ZM168 202H170V203L172 202L171 204H174V206L173 205L170 206L171 204L168 203ZM236 202H237V204H235ZM250 202L251 203L253 202V204H251L253 206L255 205L254 202L255 203L257 202L256 204H259L258 206L256 205L257 206L256 211H254L255 210L254 207H256V206H254V207L252 206V209L253 210L251 209ZM46 203H48V204H46ZM118 203H119V205H120L121 208L118 207V208H115L114 209V207H117ZM167 203L169 204L171 210L168 208L169 206H168ZM137 204H138V207H137ZM195 204H196L197 208L195 207V209L193 211L192 208L194 207ZM66 205H67V207H66ZM166 205L168 207H166ZM61 206H63L64 208L61 207ZM71 206L73 207V209L75 208V210H73ZM132 206H133V210L131 209ZM160 206H162V208L165 211L161 212L162 210H160V212L157 213L156 212L157 207H158V210L157 211H159V209H161ZM234 206H236V207L234 208ZM187 207H189V208H187ZM190 207H192V208H190ZM87 208H88V210L86 211L87 214L85 215V217L84 216L80 217L79 218V220H81L80 222L79 221H76V222H78V224H77L78 228H76V229L75 228H73V229L71 228L70 229L71 230L70 233L69 232H66V234L63 235V236H65L67 238V239L65 238L66 240L64 239V237L62 235H60V236L58 235L59 237L58 236L50 237L49 239L43 241L45 243H40L37 246L35 245L34 247H36V248H34V247L30 248L31 249V250L29 249L30 252H27V251L24 252L25 255L24 254H21L20 256L18 255V257L13 258V259H10L9 258L10 257V254L12 252L17 251L19 248L25 246V244L26 245L27 244H30L32 242V240L34 241L35 238L43 235L46 231H49L50 228H53L55 225H57L60 221L63 220L64 216L66 217L68 214H70V212L73 211L72 213L78 214L79 212H82L83 209L86 210ZM127 208L129 210H127ZM166 208H168V211H167ZM51 209H52V211H51ZM60 209H62V211L64 213L62 211H58ZM247 209H251V210H249L250 216H252V215L256 216V218H255L256 219V224L254 222L255 219H253L254 217L253 218L252 217L250 218L248 216L249 214H248V212H246V211H248ZM259 209L261 211H258ZM48 210L53 213L52 214L50 212L49 215L52 214L51 216H49L48 214H46L48 212ZM109 210H110V212H109ZM117 210H119V211L117 212ZM88 212L89 213L91 212V213L89 214ZM254 212H256V215L254 214ZM259 212H260V214H259ZM118 213L119 214L121 213V214L119 215ZM246 213L248 215H246ZM251 213H253V214H251ZM43 214L46 215V216L48 215L49 217H53L54 219L56 217L57 218L59 217V219L56 218V221L57 220L58 221H57V223H54L53 224L52 221L54 219L53 218H49L48 216L47 217L45 216V218H44V215ZM98 214H99V216H98ZM111 214H112V216H110ZM113 214H115V215H113ZM138 214H140L139 216L141 218H143V217L149 218L148 216L150 214V218H149L150 219V222L147 219L146 221H148L147 222L148 224L146 223L147 225L146 224L144 225V223L146 221H144V223H143V221L138 217ZM147 214H148V216H147ZM164 215H166V216H164ZM168 215L170 217L172 216L171 217V220L173 219V221L177 219L175 221L176 223L175 222L174 223L176 225L177 231H180V232L177 233V231L175 229V225L172 223L171 220H169V222H167L168 221L167 218L170 219V217H168ZM118 216L119 217L122 216V217L118 218ZM130 216H132L131 219L133 221L129 219ZM247 216L250 219L247 218ZM97 217H99V219H97ZM164 217H166V218H164ZM174 217H175V219H174ZM47 218H49V219H47ZM60 218H62V219H60ZM116 218L120 219V221H119L120 224H119V222L117 223L118 220H115ZM145 218L143 220H145ZM257 218H258V220H257ZM50 219H52V220L50 221ZM259 219H260L261 222L259 221ZM151 220H153L154 222H151ZM199 220H200V222H199ZM121 221H123V222L121 223ZM159 221L161 223L160 225H162L161 227L162 228L166 227V229H162L161 227H159L160 226L159 225ZM247 221H249V222H247ZM252 221H253V223H251ZM257 221H259L260 224H262V225H258L259 223ZM112 222L117 223V224H114ZM135 222L137 223V225H135L136 224ZM170 222H171V224H170ZM46 223L47 224L51 223L50 224L51 227L50 226L48 227V225L46 226ZM164 223H166L167 225H165ZM248 223H249V225H247ZM103 224H106V225H103ZM128 224H132V225H130L128 227L127 226ZM149 224L151 225V229H149L150 227L149 228H146L145 227V226L148 227ZM156 224L159 225V226L155 227ZM252 224H255L256 226L255 225L252 226ZM118 225H120V226H118ZM169 225H171V227ZM173 225H174V229L172 228ZM104 226H106V228H104ZM102 227H103L104 230L102 229ZM79 228H80V230H79ZM112 228H117V229H115L116 230L115 233L113 232L114 229H112ZM134 228H135V231H134ZM136 228H138V231H137ZM157 228H160L163 231L162 230H158ZM259 228H261V229L263 228L262 229V232H260V229ZM105 229H106V233H108V235L106 233H104ZM107 229H109L108 232H107ZM110 229L112 230L111 232H109ZM121 229H123L124 232H122ZM170 229H171V231H170ZM25 230H27V231L25 232ZM32 230H34V231H32ZM151 230H152V232H151ZM35 231H36V233H34ZM96 231L99 233L98 234V235H100L99 237H97V236L95 237L94 236V235H97V232ZM139 231H142V232H139ZM160 231H162L163 233L162 232L160 233ZM169 231H170V234H173V235L174 234L176 235V233H177L176 236L175 235L174 236L173 235H170L174 239H177V237L180 235V233H181V235H180L181 237H182V234H184V237L186 236L187 238H185V241H182L183 243H181V240H180V243L177 244V243H175V241L176 242H179V239H183V238L178 237L179 239H177V240L174 241V240H172V237L171 238H168ZM230 231H233V230H230ZM102 232H103V236H102ZM255 232H256V234H255ZM257 232L259 233V237H258L259 241L257 239V236H258V233ZM111 233H114L115 235L114 234H111ZM123 233L124 234L126 233V234L124 235ZM132 233H133V235H132L133 238L130 235V239H129L128 235L129 234H132ZM148 233H151V234H154L155 233L154 236H157V237H154L152 235L154 237V239H153V237L150 236L151 234L148 235ZM156 233H158V235ZM260 233L263 234L262 238H261ZM68 234L70 236H68ZM90 234H92V235H90ZM139 234L140 235L143 234V238ZM160 234H161V236H160ZM187 234L188 235L190 234V237L192 236V238H189ZM19 235H20L21 238L24 237L22 239L23 242L21 241V238L18 237ZM112 235H113V237H112ZM163 235L165 237L167 236L166 239L168 238L167 240H168V243L169 244L166 243L167 240H166L165 243L163 242V241H165L164 240L165 237ZM73 236H75V237H73ZM124 236L126 237V239H125ZM25 237H28V238H25ZM77 237H79L81 240H79V238H77ZM101 237H103L101 239V242L102 243H104L106 241H109L110 244H108L109 242H107V243H104L102 245L100 243V241H99ZM110 237H112L113 239L111 240ZM135 237H137L138 240L136 239V241L133 242V240H135ZM107 238H109L110 240H107ZM155 238H157V239L158 238H162V239H159V241H154ZM73 239H74V241H73ZM103 239H105L106 241L103 240ZM186 239H187V242H186ZM114 240L116 242H119V243H115L114 244L113 243ZM78 241H79V243H78ZM173 241H174V243H173ZM75 242L78 243V245H77L78 248L76 247V243ZM80 242H83V244L80 243ZM91 242H93V243H91ZM151 242H153V243H151ZM192 242H194V243H192ZM96 243H99V244H97V246H95ZM121 243H124L123 244L124 246L123 245L120 246ZM142 243H144V244L146 243V244L144 245ZM256 243H254V248L256 246H258V245L255 246ZM17 244H18V246H16ZM42 244L45 246V250H44V246H42ZM47 244H49V245H47ZM127 244H130V245L128 246ZM230 244H233V243L232 242L228 243V245L231 247ZM53 245H55L56 247L53 246ZM59 245H62V246H59ZM101 245H102L103 248H101ZM141 245H142V247H141ZM146 245H147V247H146ZM183 245L185 247L187 246V248H189L190 251L186 253L185 250L183 248H181V247H183ZM194 245H192V248L191 249H194L195 250V248H193ZM228 245H225L224 244L225 250H227L226 249V246H228ZM237 245L238 244H235V247H233L234 245H232V247L233 248H236ZM38 246L40 247V249L38 248ZM46 246H49V250L47 249ZM139 246H140V248H139ZM169 246H171V247H169ZM175 246H176V248H178V246H180L181 249L179 248L177 250L180 251V250L183 249L184 250L183 253L185 252V255L184 254H181L182 252H179V251L176 252ZM143 247L145 248V250H144ZM162 247H163V249H162ZM230 247L228 248L229 250L231 249ZM60 248H61V251H60ZM159 248H160V250H162L161 252H160V250L157 251V249H159ZM169 248H173V249H169ZM187 248H185V249H187ZM259 248L258 247L255 248L256 250L254 252H256V255H255V253H253L254 259L256 258V260L258 261V259L261 257L260 258L261 260L259 259L260 260V264H264V252H261L262 255L260 254V251L264 248V242L259 246ZM56 249H57V251H56ZM70 249L72 250V252H71ZM102 249H104L105 251H102ZM108 249H109V251H108ZM166 249L169 252L166 251ZM220 249H221V247L217 250V252L219 253V254L218 253L217 254L219 256H220V254H222L221 251H220ZM76 250H77V252H76ZM194 250H193V253H194ZM221 250H224V249H221ZM82 251L83 252L85 251L84 252L85 253V256L81 255V254H83ZM165 251H166V253H164ZM42 252H43V254H42ZM44 252L45 253L47 252L45 256H44ZM198 252H201V254H204V255L201 256L200 253H198ZM162 253H164V254L162 255ZM66 254H68V255L66 256ZM170 254H168V255H170ZM186 254H187V256H186ZM198 254H199V256H198ZM40 256H42V259L40 258ZM108 256H109V259H107ZM21 257H23V258H21ZM24 257L25 258L27 257L28 259L26 258L27 259L26 260ZM31 257H32L33 260L31 259ZM65 257H66L65 261H68V262H65L63 260ZM67 257H68V260H67ZM113 257H114V255H113ZM5 258L7 260H5ZM50 258H52V260ZM154 258H156V257H154ZM189 258H190V261H189L190 263H188ZM44 259L45 260L47 259L48 261L47 260L44 261ZM57 259H59V261ZM61 259H62V262H61ZM110 259H112V260H110ZM194 259L196 260V263H195V260ZM21 260L23 262H21ZM55 260L58 261L59 263L56 262ZM49 261H51V262H49ZM110 261H112V263Z\"/></svg>",
    "mask_w": 264,
    "mask_h": 264
},
{
    "label": "bare ground",
    "instance_id": "obj_2",
    "mask_svg": "<svg viewBox=\"0 0 264 264\" xmlns=\"http://www.w3.org/2000/svg\"><path fill=\"white\" fill-rule=\"evenodd\" d=\"M3 1H4V0H3ZM13 1H14V0H13ZM54 1H55V0H54ZM63 1H65V0H63ZM69 1H70V0H69ZM69 1H65V2H66V3H70ZM75 1L77 2L78 0H75ZM79 1H80V0H79ZM81 1H82V0H81ZM84 1H86V0H84ZM162 1H163V0H161V2H162ZM164 1H165V0H164ZM170 1H171V0H170ZM170 1H169V2H170ZM188 1H189V0H188ZM201 1L206 2V0H201ZM207 1L210 2V3H209L210 5H209V4H206V3H203V5H205V4L208 5L209 8H208V7H207V8L210 9V10L212 9L211 7L216 6V5H215V2H216V4H217V2H218V0H217V1H215V0H207ZM214 1H215V2H214ZM227 1H228V0H227ZM227 1H225V2H227ZM230 1H231V0H230ZM230 1H229V2H230ZM236 1H237V0H236ZM236 1H235V4L238 2V1H237V2H236ZM248 1H249V0H248ZM251 1L254 3L255 0H251ZM251 1H249V2H251ZM257 1H258L257 3L260 2V0H257ZM4 2H5V1H4ZM4 2H3V3H4ZM19 2H20V1H19ZM60 2H61V1H60ZM76 2H73V3H76ZM159 2H160V1H159ZM166 2H168V1L166 0ZM184 2H185V1H183V3H184ZM193 2H194V1H193ZM229 2H227V3H229ZM239 2H240V1H239ZM243 2H244V1H243ZM7 3L10 4L8 1H7ZM14 3H15V2H14ZM14 3H13V4H14ZM44 3H45V2H44ZM52 3H53V2H52ZM84 3H85V2H84ZM84 3H83V4H84ZM157 3H158V0H157V2H156V7H157V6L159 7L160 4L157 5ZM170 3L173 4L174 2L172 3V1H171ZM177 3H178V2H177ZM211 3H213L214 5L211 4ZM219 3H220V2H219ZM227 3L224 4L226 8H227V6H226ZM263 3H264V2H263ZM263 3H261V5H263ZM4 4H5V3H4ZM8 4H6L7 7L9 6ZM20 4H21V3H20ZM32 4H33V3H32ZM35 4H36V3H35ZM49 4H50V3H49ZM54 4H55V3H54ZM58 4L60 5L61 3H58ZM166 4H167V6L169 7V3H166ZM175 4H176V3H175ZM175 4H174V5H175ZM194 4H196V3H193V6H192V7H194V9H195V6H196L197 4H196L195 6H194ZM231 4H233V3L231 2ZM237 4H238V3H237ZM237 4H236L235 7H237ZM247 4H248V3H247ZM251 4H252V3H250V5H251ZM254 4H256V3H254ZM16 5H19V3H17V4L14 5V6H15V7H14L15 9H16ZM23 5H24V4H23ZM25 5H26V4H25ZM25 5H24V6H25ZM70 5H71V4H70ZM73 5H74V4H72V6H73ZM80 5H81V4H80ZM181 5H182V7H184V6H185V3H184V6H183L182 3H181ZM238 5L241 6L240 4H238ZM1 6H2V5H1ZM1 6H0V7H1ZM20 6H21V5H20ZM35 6H36V5H35ZM35 6H34V7H35ZM44 6H45V5H44ZM49 6H50V8H51V5H49ZM49 6L47 5V8H48ZM63 6H65V4H64ZM76 6H77V5H76ZM123 6H124V5H123ZM125 6H126V5H125ZM125 6H124V7H125ZM162 6H164V5H162ZM167 6H165L164 8H167ZM170 6H171V5H170ZM178 6H179V3H178V5H176V7H178ZM186 6H187V4H186ZM197 6H198V5H197ZM197 6H196V7H197ZM263 6H264V5H263ZM3 7H5V6H3ZM18 7H19V6H18ZM39 7H40V6H39ZM53 7H54V5H53ZM58 7H59V6H58ZM58 7H57V9H58ZM60 7H62V5H61ZM60 7H59V8H60ZM154 7H155V6H154ZM156 7H155V8H156ZM158 7L156 8L157 10H158ZM160 7H161V6H160ZM160 7H159V8H160ZM180 7H181V6H180ZM180 7H179V8H180ZM249 7H251V6H249ZM14 8H13V6H12V9H14ZM24 8H29V7H28V6H27V7L25 6ZM41 8H42V7H41ZM65 8H66V6H65ZM67 8H69V4H68V7H67ZM70 8H71V7H70ZM70 8H69V9H70ZM125 8H126V7H125ZM125 8H124V9H125ZM170 8H175V6H171ZM188 8H189V9H193V8H191V7H188ZM223 8H224V6H223ZM223 8H222V9H223ZM226 8H224V9H226ZM228 8H229V7H228ZM230 8L232 9V8H234V7H231V6H230ZM230 8H229V9H230ZM238 8H239V7H238ZM242 8H243V7H242ZM260 8H261V6H260ZM260 8H258V9H260ZM8 9H10V8H8ZM20 9H21V8H20ZM38 9H39V8H38ZM38 9L36 8V10H38ZM57 9H55L54 11H57ZM69 9H66V10L64 9V10L67 11V10H69ZM194 9H193V10H194ZM197 9H198V8H197ZM231 9H230V10H231ZM256 9H257V8L255 7V11H256ZM16 10H17V9H16ZM18 10H19V9H18ZM22 10H23V9H22ZM28 10H29V9H28ZM28 10H27V11H28ZM41 10H42V9H41ZM41 10H39V11H41ZM64 10H63V11H64ZM125 10H126V9H125ZM159 10H160V9H159ZM159 10H158V14L160 15ZM161 10H162V12L164 11V9H161ZM161 10H160V11H161ZM171 10H172V9H171ZM186 10H187V9H186ZM198 10H199V9H198ZM198 10H197V11H198ZM227 10H228V9H227ZM253 10H254V9H253ZM9 11H10V10H9ZM30 11H31V10H30ZM34 11H35V8H34ZM34 11H33V12H34ZM65 11H64V12H65ZM166 11H167V9H166ZM166 11L164 12V13H165V14H164L165 16H167V15H166ZM168 11H169V13H170V9H168ZM220 11H222V10L220 9ZM223 11H224V12H223ZM223 11H222L223 14L226 13L225 10H223ZM258 11H259V10H258ZM11 12H13V11L11 10ZM15 12H16V11H15ZM22 12H24V11H22ZM42 12H43V11H42ZM194 12H196V11H194ZM209 12H210V11H209ZM245 12H246V10H245ZM245 12H244V13H245ZM248 12H249V11H247L245 14H243V15H244V17L242 18L243 21H244L245 17H248V16H246ZM260 12H262V11H260ZM260 12H259L258 14H260ZM17 13H18V11H17ZM19 13H21L20 10H19ZM19 13H18V14H19ZM24 13L26 14L27 12L25 11ZM28 13H29V12H28ZM30 13H31V12H30ZM37 13H38V12H37ZM37 13H36V14H37ZM40 13H41V12H40ZM51 13H52V12H51ZM175 13H177V11H176ZM198 13H199V12H198ZM214 13H215V11H214ZM235 13H236V12H235ZM235 13H233V16H231L230 13H229L228 15L231 16L232 18H235V17H236V14H235ZM242 13H243V12H242ZM242 13L240 12V14H242ZM11 14H12V13H11ZM18 14H17V15H18ZM36 14H35V16L38 17L39 14H38V16H37ZM41 14H43V13H41ZM41 14H40V15H41ZM47 14H50V13L47 12ZM62 14H63V13H62ZM64 14H65V13H64ZM167 14H168V13H167ZM170 14L173 15L174 13H170ZM200 14H201V13H200ZM234 14H235V16H234ZM251 14H252V13H251ZM258 14H257V15H258ZM263 14H264V13H263ZM263 14H262V15H263ZM113 15H114V14H113ZM168 15H169V14H168ZM174 15H175V14H174ZM180 15H183V16H184L183 13H182V14L180 13ZM216 15H217V14H216ZM225 15H226V14H225ZM249 15H250V14H249ZM260 15H261V14H260ZM262 15H261V16H262ZM12 16H13V15H12ZM22 16H23V15H22ZM26 16H27V15H26ZM28 16H29V15H28ZM51 16H52V15H51ZM67 16H68V15H67ZM71 16H72V14L70 15V17H71ZM104 16H105V14H104ZM108 16H109V15H108ZM110 16H111V15H110ZM116 16H117V15H116ZM116 16H114V17H116ZM189 16H190V15H189ZM193 16H194V15H193ZM195 16L197 17L198 15H195ZM202 16H203V15H202ZM202 16H201V18H200L201 20H202V19L205 20L206 17H207V16H205V17L202 18ZM218 16H219V15H218ZM32 17H33V16H32ZM39 17H40V16H39ZM54 17H55V16H54ZM60 17H61V15H60ZM63 17H64V16H63ZM63 17H62V18H63ZM65 17H66V16H65ZM68 17H69V16H68ZM70 17H69V19H70V21H71V20H74L76 16H73L74 19H73V18H70ZM99 17H100V16H99ZM99 17L97 16L96 19L99 18ZM102 17H103V16H102ZM167 17H168V16H167ZM167 17H166V18H167ZM199 17H200V16H198L197 18H199ZM209 17H210V16H209ZM209 17H207V18H209ZM240 17H242V15H240ZM249 17H250V16H249ZM249 17H248V19H250ZM255 17H256V13H255ZM21 18H22V17H21ZM28 18H30V19H32V20L34 19V18H31V17H27V19H28ZM62 18H61V19H62ZM103 18H105V17H103ZM160 18H161V17H160ZM164 18H165V17H164ZM178 18H179V16H178ZM186 18H187V17H186ZM197 18H196V19H197ZM220 18H221V17H220ZM24 19H26V18H24ZM30 19H28V20H30ZM39 19H41V17H40ZM61 19H59V22H60ZM67 19H68V18H67ZM87 19H88V18H87ZM90 19H91V18H90ZM99 19L102 20L101 17H100ZM99 19H98V20H99ZM110 19H111L114 23H115L116 20L118 21V19H114V20H113L112 17H111ZM122 19H123V18H122ZM173 19H174V18H173ZM187 19H190V18H187ZM187 19H186V20H187ZM194 19H195V17H194ZM223 19H224V18H223ZM223 19H221L222 22H223ZM227 19H228V18H227ZM229 19H230V18H229ZM229 19H228V20H229ZM240 19H241V18H240ZM242 19H241L240 21H239V19H238V21H237V22H239V23L241 22L240 29L243 27ZM14 20H15V18H14ZM18 20L20 21L21 19H20V18H19V19L16 18L17 23L19 22ZM36 20L38 21L37 18H36ZM50 20H51V19H50ZM82 20H84V19H82ZM88 20H89V19H88ZM93 20H94V19H93ZM100 20H99L98 22H100ZM104 20H105V19H104ZM106 20H109L107 16H106ZM106 20H105V22H106ZM111 20H109V22L107 21V22H108V25H110V24L112 23V22H110ZM182 20H183V19H182ZM182 20H180V21H182ZM197 20H199V19H197ZM207 20H208V19H207ZM234 20H235V19L232 20L233 23L236 21V20H235V21H234ZM261 20H262V19H261ZM22 21H23V20H22ZM37 21H36L37 24L34 23L33 25H35V26L38 25V22H37ZM39 21H41V20H39ZM46 21H47V20H46ZM51 21H52V20H51ZM57 21H58V20H57ZM70 21L67 20V22H66V19H64L62 22H60V24H61V23H62V24L64 23V25H65V24H67V23L70 22ZM96 21H97V20H96ZM180 21H179V22H180ZM187 21H188V20H187ZM212 21L214 22V20H212ZM247 21H248V20H247ZM256 21H257V20H256ZM256 21H255V23H256ZM24 22H25V21H24ZM26 22H27V21H26ZM28 22H29V21H28ZM33 22H34V21H33ZM52 22H54V21H52ZM81 22H82L83 24L85 23L84 21H81ZM92 22H93V21H91V23H92ZM94 22H95V21H94ZM94 22H93V23H94ZM102 22H103V20H102ZM102 22H101V23H102ZM123 22H124V21H123ZM175 22H177V21H175ZM183 22H184V21H183ZM195 22H196V21H195ZM204 22H205V21H204ZM210 22H211V20H210ZM213 22H212V23H213ZM250 22H252L251 19H250V21H249L248 24H249V28H251V30H252V27H254V26L250 27ZM258 22H259V21H258ZM49 23H50L49 26L52 25V26H51V27L53 28L52 31H54V25H53L51 22H48V23H47V26H48ZM56 23H57V22H56ZM56 23H54V24H56ZM77 23L82 24V23H80V22H77ZM77 23H74V22H73V25H72V21H71V25H72V26L70 25V26H71V29H72V27H75V26L77 27V25H78ZM109 23H110V24H109ZM116 23H117V26H119V25H118V22H116ZM200 23H202V22H200ZM215 23H216V22H215ZM215 23H214V24H215ZM233 23H232V28H233V30H234V27H233V26H234L235 24H233ZM253 23H254V21H253ZM255 23H254V24H255ZM261 23H262V22H261ZM2 24H4V23H2ZM15 24H16V23H15ZM18 24H21V21H20V23H18ZM29 24H30V25H29ZM29 24H28V25L30 26V28H33V27H31V21L29 22ZM68 24H70V23H68ZM74 24H75V26H74ZM88 24H89V21H88ZM97 24H98V23H97ZM127 24H128V23H127ZM159 24H160V23H159ZM187 24H188V23H187ZM190 24H191V23H190ZM194 24H196V23H194ZM194 24H193V26H194ZM203 24H204V23H202L201 26H204L205 24H207V22H206L204 25H203ZM219 24H220V23H219ZM227 24H229V23H227ZM251 24H252V23H251ZM254 24H253V25H254ZM4 25H5V24H4ZM23 25H24L25 27L27 26V25H25V24H23ZM64 25H62V26H64ZM89 25H90V24H89ZM89 25H88V26H89ZM98 25H99V24H98ZM100 25H101V24H100ZM100 25H99V26H100ZM102 25H103V24H102ZM105 25H106V24H105ZM113 25H114V28H115L116 24H113ZM154 25H155V24H154ZM157 25H158V24H156L155 26H157ZM174 25H175V24H174ZM184 25L186 26L185 23H184ZM188 25H189V24H188ZM197 25H198V24H197ZM215 25H218V24H215ZM220 25H221V24H220ZM220 25H218V26H220ZM230 25H231V21H230ZM239 25H240V24L235 25V26H239ZM244 25H245V22H244ZM260 25H263V24H260ZM56 26L58 27V24H57ZM79 26L82 27V26H86V25L84 24V25H79ZM88 26H87V27H88ZM90 26H91V25H90ZM99 26H98V27H99ZM121 26H122V24H121V22H120V26H119V27H121ZM126 26H127V25H126ZM160 26H161V25H160ZM160 26H159V28H161ZM190 26H192V25H190ZM205 26H207V25H205ZM245 26H246V25H245ZM14 27H15V26H14ZM16 27H17V26H16ZM18 27H19V26H18ZM18 27H17V28H18ZM20 27L23 28L21 25H20ZM25 27H24V28H25ZM44 27H45V26H44ZM64 27H65V26H64ZM68 27H69V26H68ZM68 27L65 28V29H70V27H69V28H68ZM80 27H78V28H80ZM91 27H92V26H91ZM123 27H124V26H123ZM149 27H150V26H149ZM194 27H195V26H194ZM194 27H193V28H194ZM214 27H216V26L213 25V28H214ZM220 27H222V25H221ZM220 27H219V28H220ZM247 27H248V25H247ZM258 27H259V25H258ZM260 27H261V26H260ZM260 27H259V29H260V30L262 29V31H263V27H264V26H263L262 28H260ZM6 28H7V27H6ZM30 28H29V29H30ZM41 28H42V26H41ZM49 28H50V27H49ZM52 28H50V29H52ZM60 28H61V26H60ZM85 28H86V27H85ZM88 28H90V27H88ZM111 28H112V27H111ZM114 28H112V29H114ZM116 28L118 29V27H116ZM124 28H125V27H124ZM156 28H157V27H156ZM156 28H154V29H156ZM159 28H158V29H159ZM180 28H182V27H180ZM180 28H179V30H180ZM185 28H186V27H185ZM195 28H196V27H195ZM202 28H204V27H202ZM236 28L239 29V27H235V30H236ZM245 28H246V27H245ZM12 29H13V28H12ZM25 29H26V28H25ZM25 29H24V30H25ZM33 29H34V28H33ZM63 29H64V28H63ZM74 29H75V28H74ZM80 29H82V28H80ZM154 29H153V27H152V30H153V31H154ZM174 29H176V28H174ZM174 29H173V30H174ZM191 29H192V28H191ZM215 29H217V28H215ZM238 29L236 30V31H237V35H238L239 31H240V29H239V31H238ZM242 29H243V28H242ZM257 29H258V28H257ZM7 30H9V29L7 28ZM19 30H20V28H19ZM19 30L17 29V31H19ZM22 30H23V29H22ZM22 30H20V31L23 33ZM76 30H77V29H76ZM78 30H79V29H78ZM106 30H107V29H105V31H106ZM119 30H121V29L119 28V29H118V32H119ZM177 30H178V29H177ZM183 30H184V29H183ZM183 30L180 31V32H181V33L184 32ZM187 30H188V29H187ZM235 30L233 31L234 33H235ZM247 30L250 31V29H247ZM254 30H255V29H254ZM4 31H5V30H4ZM25 31H26V30H25ZM55 31H56V30H55ZM57 31H58V30H57ZM60 31H61V32H60ZM60 31H59L60 34H62V33H63V34H64V33L66 34V31H65V32H62V28H61ZM63 31H64V30H63ZM83 31H84V30H83ZM90 31H91V30H90ZM105 31H104V33H105ZM112 31H113V30H112ZM122 31H123V29H122ZM148 31H149V33H150V30H148ZM190 31H191V30H190ZM190 31H189V33H190ZM192 31H193V30H192ZM192 31H191V33H192ZM198 31H199V33H200V30H199V29H198ZM218 31H219V30H218ZM245 31H246V30H245ZM255 31H257V30H255ZM255 31H254V33H255ZM14 32H15V31H13V32H11V33H14ZM21 32H20V33H21ZM71 32H72V31H71ZM74 32H75V31H74ZM84 32H86V30H85ZM108 32H109V31H108ZM118 32H117V33H118ZM137 32H139V31H137ZM175 32H177V31L175 30ZM187 32H188V31H187ZM187 32H186V33H187ZM216 32H217V31H216ZM233 32H231L230 34L233 35V34H234ZM246 32H247V31H246ZM258 32H260L259 30H258L256 33H257V34H260V33H261V34L263 35V32H260V33H258ZM22 33H21L20 35H22ZM25 33H26V32H25ZM59 33H58V34H59ZM76 33H77V32H76ZM102 33H103V32H102ZM120 33H121V32H120ZM186 33H184V34H186ZM189 33H188V34H189ZM199 33H198V34H199ZM203 33H204V32H203ZM247 33H248V32H247ZM250 33H253V30H252V32H250ZM1 34H2V33H1ZM9 34H10V33H9ZM58 34H57V35H58ZM63 34H62V35H63ZM69 34H71V33L69 32ZM69 34H68V35H69ZM72 34H73V33H72ZM77 34H78V33H77ZM85 34H86V33H85ZM96 34H97V33H96ZM96 34H95V35H96ZM138 34H140V33H138ZM188 34H187V35H188ZM193 34H194V33H193ZM198 34L196 33L194 36H193L192 34H191V35H192L193 37H195V36H197ZM240 34H241V31H240ZM240 34H239L237 37L234 38L233 43L243 44V49H245V48H247V46H249V43H247V42H250V46H249V47H251V43H252V44H257L258 46L261 45V43L263 44V42H262V39H263L262 37H263V36H262L261 34L258 35V36H257L256 34H252L251 37L247 36L248 34H247L246 36H245V35H240ZM5 35H6V34H5ZM5 35H4V36H5ZM12 35H13V34H12ZM14 35H16V34H14ZM52 35H54V34H52ZM52 35H50V37H52ZM62 35H60L61 38H62ZM74 35H75V34H74ZM100 35H101V33H100ZM100 35H99V36H100ZM108 35H109V34H108ZM115 35H118V34L115 33ZM119 35H121V34H119ZM119 35H118V36H119ZM179 35H180V34H179ZM200 35H201V34H200ZM212 35H213V34H212ZM253 35H254V36H253ZM255 35H256V36H255ZM0 36H1V35H0ZM54 36H55V35H54ZM60 36H57V37H60ZM110 36H112V35H110ZM182 36H183V33H182ZM203 36H204V35L202 34V37H203ZM216 36H217V35H216ZM216 36H215V37H216ZM229 36H231V35H229ZM261 36H262V37H261ZM8 37H10V35H8L7 38H8ZM24 37H25V36H24ZM24 37H23V39L26 38V37H25V38H24ZM57 37H56V38H57ZM75 37H76V36H75ZM100 37H102V35H101ZM104 37H105V36H104ZM112 37H114V35H113ZM119 37H120V36H119ZM189 37H191V36H188L187 38H189ZM193 37H192V38H193ZM202 37H201V38H202ZM204 37H205V36H204ZM204 37H203V38H204ZM220 37H222V36L220 35ZM223 37H224L225 40L231 41V40H229L228 38H225V36H223ZM47 38H49V37L47 36ZM65 38H67V36H66ZM94 38H95V37H94ZM96 38H97V37H96ZM102 38H103V37H102ZM102 38H101V40H102ZM105 38H106V37H105ZM192 38H190V39H192ZM195 38H198V36L195 37ZM195 38H193V39H195ZM199 38H200V36H199ZM201 38H200V39H201ZM1 39H2V41H3V38H2V37H1ZM140 39H141V37H140ZM185 39H186V38H185ZM224 39H223V38L220 39L221 42H222V40H224ZM12 40H13V39H12ZM14 40H17V38H14ZM44 40H46V39H44ZM51 40H54V39L51 38ZM56 40H58V42L61 41L60 38H59V39H56ZM97 40H98V39H97ZM120 40H121V39H120ZM122 40H123V39H122ZM141 40H142V39H141ZM182 40H183V39H182ZM186 40H187V39H186ZM202 40L204 41L205 39H202ZM202 40H201V41H202ZM250 40H251L252 42H251ZM6 41H7V40H6ZM9 41H10V40H8V42H9ZM68 41H69V40H68ZM116 41H117V39H116ZM116 41H115V42H116ZM118 41H119V40H118ZM188 41H192V40H188ZM198 41H199V40H198ZM203 41H202L201 45H203V44L205 43V42L203 43ZM228 41H227V44H228ZM253 41H254V42H253ZM259 41H261L260 44H258ZM48 42H51V43H52V41H48ZM54 42H55V41H54ZM56 42H57V41H56ZM58 42H57V43H58ZM65 42L67 43V41H65ZM184 42H185V40H184ZM231 42H232V41H231ZM256 42H258V43H256ZM16 43H17V42H15V44H16ZM18 43H19V41H18ZM66 43H65V45H66ZM92 43H93L92 40H91V39H87V36L84 35L83 32H82V34H79V35L76 37L75 40H73L72 42H70V44H72V46H71L72 50L75 49V50H78V52L81 50V52H83L82 54H84V51H88V49H89L90 47L93 46ZM101 43H103V42H101ZM104 43H105V44H101V45H103V46H104V45H105V46L107 45V44H106L107 42L105 41V39H104ZM111 43H112V42H111ZM120 43H121V42H120ZM120 43H119V45H120ZM123 43H124V42H123ZM123 43H122V44H123ZM207 43H208V42H206L205 44L207 45ZM210 43H211V42H210ZM223 43H225L224 46H227L228 48L233 44V43H232L231 45L228 44V45H229V46H228V45L226 44V42H223ZM223 43H222V44H223ZM246 43H247V44H246ZM4 44H5V43H4ZM10 44H11V43H10ZM12 44H14V42H13ZM41 44H42V43H41ZM49 44H50V43H49ZM61 44H62V43H61ZM61 44L59 43L60 46H61ZM70 44H68V45H70ZM187 44H188V43H187ZM189 44H190V43H189ZM208 44H209V43H208ZM215 44H216V43H215ZM215 44H214V45H215ZM245 44H246V46L244 47ZM50 45H51V44H50ZM65 45H64V46H65ZM191 45H193V44H191ZM195 45H196V44H195ZM197 45H198V42H197ZM197 45H196V46H197ZM212 45H213V44H212ZM233 45H235V44H233ZM263 45H264V44H263ZM41 46H42V45H41ZM57 46H58V44L56 45V47H57ZM66 46H67V45H66ZM113 46H114V45H113ZM121 46H122V45H121ZM121 46H119V47H121ZM196 46H194V47L197 48ZM203 46H204V45H203ZM203 46H202V47H203ZM235 46H236V45H235ZM235 46H234V47H235ZM239 46H240V45H237V47H239ZM253 46H254V45H253ZM49 47H50V46H49ZM99 47H100V46H99ZM99 47H97L98 50H99ZM119 47H118V48H119ZM194 47H192V48H194ZM199 47H200V46H199ZM199 47H198V48H199ZM205 47H206V46H205ZM207 47H209V48H207V49H208L207 51H208V52H211V51H212V50L210 49L211 46H207ZM212 47H213V46H212ZM261 47H262V45H261ZM36 48H38V46H37ZM42 48H43V46H42ZM54 48H55V47H54ZM58 48H60V47H57V49H58ZM108 48H111V47L108 46ZM113 48H114V47H113ZM113 48H112V49H113ZM190 48H191V47H190ZM192 48H191L190 50H192ZM198 48H197V49H198ZM203 48H204V47H203ZM230 48H231V47H230ZM43 49H44V48H43ZM51 49H53V48H51ZM60 49H61V48H60ZM92 49H93V48H92ZM112 49H111V51H112ZM119 49H120V48H119ZM121 49H123V48H121ZM240 49H241V47H240ZM243 49H242V50H243ZM36 50H37V49H36ZM39 50H40V49H39ZM39 50H38V51H39ZM98 50H97V51H98ZM104 50H105V52H107V53H106L107 55L111 53V51H106L107 48H106V49L104 48ZM108 50H109V49H108ZM113 50H115V49H113ZM194 50H195V49H194ZM194 50H193V52H191V53H194V54L197 53L196 50H195V52H194ZM200 50H201V49H200ZM204 50H205V49H203V53H204ZM231 50L234 51V48L231 49ZM242 50H240L241 52H240V51L238 52V55H239L240 53H242ZM50 51H51V50H50ZM50 51H49V52H50ZM57 51H58V50H56L55 52H57ZM95 51H96V49H95ZM101 51H102V49H101ZM117 51H118V50H117ZM197 51H198V50H197ZM205 51H206V50H205ZM207 51H206V52H207ZM229 51H230V50H229ZM247 51H248V50H247ZM39 52H40V51H39ZM42 52H43V51H42ZM42 52H41V54H42ZM47 52H48V51H47ZM61 52H62V49L59 51V53H61ZM81 52H80V53H81ZM99 52H100V51H99ZM99 52H98V53H99ZM108 52H110V53H108ZM118 52H119V51H118ZM189 52H190V51H189ZM208 52H207V53H208ZM225 52H226V51H225ZM234 52H236V51H234ZM243 52H245V50H244ZM52 53H54V52H52ZM67 53H69V52H66V54H67ZM80 53H79V54H80ZM95 53H96V52H95ZM113 53H116V52L114 51ZM191 53H190V55H191L190 57L192 58V57L194 56V58H195V57H196V56H195L196 54L193 55V54H191ZM28 54H29V53H28ZM31 54H33V52H32ZM46 54H47V53H46ZM76 54H77V52H76ZM79 54H77V55H79ZM85 54L87 55L86 52H85ZM106 54H105V55H106ZM120 54H121V51H120V53L118 54V56H121ZM199 54H201V53H198L197 55H199ZM218 54H219V53H218ZM220 54H221V52H220ZM37 55L40 56L39 53H38ZM37 55H36V56H37ZM54 55H55V54H54ZM61 55H62V54H61ZM102 55H103V53H102ZM105 55H103L104 58L107 57V56H105ZM111 55H112V53H111ZM229 55H231V54H229ZM23 56H24V55H23ZM23 56H22V57H23ZM80 56H81V55H80ZM82 56H83V55H82ZM96 56L99 57L98 54H96ZM108 56H109V55H108ZM116 56H117V54H116ZM200 56H201V55H199V57H200ZM217 56H220V55H217ZM221 56H222V55H221ZM235 56H236V54H235ZM30 57L32 58V56H30ZM41 57H42V55H41ZM46 57H47V56H46ZM53 57H54V56H53V54H52L51 60L53 59ZM85 57H86V56H85ZM85 57H83V59H85ZM92 57H93V56H92ZM94 57H95V56H94ZM128 57H129V56H128ZM25 58L27 59V55H26ZM25 58H24V59H25ZM28 58H29V56H28ZM62 58H63V57H62ZM66 58H67V57H66ZM66 58H65V60H66ZM104 58H102V59L104 60ZM197 58H198V56H197L195 59H197ZM234 58H236V57H234ZM24 59H23V61H24ZM29 59H30V58H29ZM40 59H42V58H40ZM57 59H58V58H57ZM73 59H74V58H73ZM73 59H72V60H73ZM86 59H87V57H86ZM86 59H85V60H86ZM90 59H91L90 61L93 60L94 62H96L95 59H92V58H90ZM102 59H101V60H102ZM192 59H193V58H192ZM21 60H22V59H21ZM42 60H43V59H42ZM62 60H63V59H62ZM65 60H64V62H65ZM70 60H71V59H70ZM79 60H80V57H79V59H78L77 61H79ZM99 60H100V59H99ZM107 60H108V59H107ZM121 60H122V59H121ZM238 60H239V59H238ZM43 61H44V60H43ZM49 61H50V60H49ZM49 61H48V62H49ZM52 61H53V60H52ZM52 61H51V62H52ZM58 61H59V60H58ZM80 61H81V60H80ZM80 61H79V63H80ZM86 61H87V60H86ZM86 61H85V62H86ZM116 61H118V60H116ZM119 61H120V60H119ZM27 62H28V61H27ZM30 62H31V61H29V63H30ZM51 62H50V63H51ZM64 62H63V63H64ZM69 62H70V61H69ZM72 62H73V61H72ZM108 62H109V61H108ZM108 62H107V64H108ZM120 62H121V61H120ZM235 62H236V60H235ZM258 62H259V61H258ZM261 62H262V61H261ZM261 62H260V64H261ZM53 63H55V62H53ZM53 63H52V64H53ZM63 63L61 64V62H60L61 65H64ZM81 63H82V62H81ZM103 63L106 64L105 62H103ZM109 63H111V61H110ZM239 63H240V62H239ZM242 63H244V62H242ZM20 64H21V63H20ZM25 64H26V63H25ZM72 64H73V63H72ZM84 64H85V63H84ZM87 64H89V63H86V65H87ZM90 64H91V63H90ZM98 64H100V63H98ZM119 64L122 65L123 63L121 62V63H119ZM244 64H245V63H244ZM253 64H254V63H253ZM260 64H259V65H260ZM263 64H264V61H263ZM28 65H29V64H28ZM33 65H34V66H31V67H34V71H35V68H36V70H39V74H40L39 77H47L46 73H48V72H46L45 70H43V66H44L43 64L41 65V64L35 62ZM61 65H59V66L61 67ZM66 65L68 66V64H65L64 66L66 67ZM92 65H93V64H92ZM116 65H117V64H116ZM127 65H128V63H127ZM246 65H249V63L246 64ZM250 65H251V64H250ZM259 65H258V67L261 68ZM49 66H50V65H49ZM54 66H56V65H54ZM69 66H70V65H69ZM75 66H76V65H75ZM75 66H74V67H75ZM77 66H79V65H77ZM88 66H89V65H87V67H88ZM93 66H95V65H93ZM96 66H97V65H96ZM96 66H95V67H96ZM103 66L105 67L106 65H103ZM262 66H263V65H262ZM23 67H24V66H23ZM27 67H28V66H27ZM44 67H45V66H44ZM62 67H63V66H62ZM99 67H100V65L97 66V69H98ZM108 67H110V66H108ZM118 67H120V65H119ZM118 67L116 66V68H117L116 71H117V72H121V74H122V71H125V70H122V71L120 70V71H118V70H119ZM252 67H253V66H252ZM41 68H42V69H41ZM54 68H57V67H54ZM105 68H107V67H105ZM110 68H111V67H110ZM120 68H121V67H120ZM245 68H246V67H245ZM245 68H244V69H245ZM247 68H248V67H247ZM262 68H263V67H262ZM25 69H26V68H25ZM44 69H45V68H44ZM63 69L65 70L64 67H63ZM74 69H75V68H74ZM87 69H88V68H87ZM242 69H243V67H242ZM253 69H254V68H253ZM256 69H257V68H256ZM27 70H28V68H27ZM52 70H53V67H52L51 71H52ZM56 70H57V69H56ZM76 70H77V69H76ZM95 70H96V68H95ZM110 70H112V69H110ZM203 70H204V69H203ZM206 70H207V69H206ZM236 70H237V69H236ZM236 70H235V71H236ZM258 70H259V69H258ZM77 71H78V70H77ZM77 71H76V74L78 73ZM82 71H83V70H82ZM82 71H81V72H82ZM100 71H101V73H103L102 70H100ZM100 71H98V72L100 73ZM104 71H105V70H104ZM23 72H25V75H28V74H26V73L29 72V70H28L27 72L23 70ZM32 72H33V71H32ZM32 72H30V73H32ZM68 72L70 73V71H68ZM68 72H67V74H69ZM83 72H84V71H83ZM105 72H106V71H105ZM195 72H197V71H195ZM195 72L192 73L194 77H195V75H194ZM206 72H208V71H206ZM240 72H241V71H240ZM257 72H258V71H257ZM84 73H85V72H84ZM84 73H83V74L78 73V75L81 76V75H84ZM108 73H110V72H108ZM123 73H124V72H123ZM199 73H200V72H199ZM199 73H198V74H199ZM234 73H235V72H234ZM248 73H249V72H248ZM248 73H247V74H248ZM253 73H254V72H253ZM103 74H104V73H103ZM103 74H100V76L103 75ZM105 74H106V73H105ZM111 74H112V73H111ZM118 74H119V73H118ZM121 74H120V76L123 75V74H122V75H121ZM257 74H258V73H257ZM263 74H264V73H263ZM23 75H24V74H23ZM57 75H58V74H57ZM57 75H56V76H57ZM62 75H63V74H62ZM65 75H66V74H65ZM91 75H93V73H91ZM94 75H95V74H94ZM115 75H116V77L118 76L116 73H115ZM200 75H201V73H200ZM203 75H204V74H203ZM50 76H51V75H50ZM50 76H49V77H50ZM52 76H53V75H52ZM63 76H64V75H63ZM67 76H68V75H67ZM84 76H85V75H84ZM86 76H88V75H86ZM86 76H85V77H86ZM95 76H96V75H95ZM98 76H99V75H98ZM100 76H99V77H100ZM111 76H112V75H111ZM111 76H110V77H111ZM191 76H192V75H191ZM196 76H197V75H196ZM201 76H202V75H201ZM230 76H231V74H230ZM254 76H255V75H254ZM261 76H262V74H261ZM36 77H37V76H36ZM68 77H69V76H68ZM68 77H66V78H68ZM71 77H72V76H71ZM74 77H75V76H74ZM77 77H78V76H77ZM85 77L83 78L84 80L87 79V78H85ZM99 77H97V78H99ZM106 77H107V79H108V75L105 76V78H106ZM116 77H115V78H116ZM236 77L238 78V75H237ZM262 77H264V76H262ZM30 78H31V79L33 78V77H31V74H30ZM56 78H57V77H56ZM60 78H61V77H60ZM75 78H76V77H75ZM79 78H80V77H79ZM120 78H121V77H118V80H119ZM192 78H193V77H192ZM195 78L197 79V77H195ZM239 78H240V77H239ZM28 79H29V78L27 77V80H28ZM49 79H50V78H49ZM58 79H59V78H58ZM64 79H65V78H64ZM102 79H103V77H102ZM109 79H110V78H109ZM231 79H232V77H231ZM263 79H264V78H263ZM23 80H24V79H23ZM51 80H52V79H51ZM66 80H67V79H66ZM69 80H70V78L68 79V82H69ZM77 80H78V78H77ZM88 80H89V82H91V83H89L90 87H92V86L94 85V84H93V85L91 86V84H92V82H93L92 79H91V78H90V79L88 78ZM90 80H91V81H90ZM97 80H99V79H97ZM235 80L238 81V79H235ZM244 80H245V79H244ZM254 80H256V79L253 78L252 81H254ZM258 80H260V79H258ZM261 80H262V78H261ZM64 81H65V80H64ZM99 81H101V80H99ZM99 81H98V82H99ZM115 81H116V79H115ZM115 81H113V82H114V84H115V86H116ZM236 81H235V82H236ZM240 81H242V80L240 79ZM21 82H22V84H21ZM35 82H37V81H35ZM38 82H39V81H38ZM46 82H47V80H46ZM96 82H97V81H95V83H96ZM98 82H97V83H98ZM103 82H104V81H103ZM116 82H117V81H116ZM243 82L245 83V81H243ZM249 82H250V81H249ZM259 82H260V81H259ZM262 82H263V81H262ZM23 83H24V81H20V82H19V84H21V86H22V85H26L25 83H24V84H23ZM26 83H27V82H26ZM42 83H43V82H42ZM50 83H53V82H50ZM55 83H56V81H55ZM58 83H59V81H58ZM58 83H56V84H58ZM60 83H61V81H60ZM97 83H96V85H97ZM237 83H240V82H237ZM244 83H243V84H244ZM28 84H29V86H30L29 81H28ZM28 84H27V85H28ZM34 84H35V83H34ZM45 84H46V83H45ZM45 84H44V85H45ZM64 84H66V82L63 83L62 86H63ZM73 84L75 85L76 83L74 82V83H72L71 85H73ZM99 84H100V82H99ZM119 84H120V83H119ZM229 84H230V82H229ZM229 84H228V85H229ZM241 84H242V83H241ZM248 84H249V83H248ZM250 84H251V82H250ZM48 85H49V84H48ZM58 85H59V84H58ZM67 85H68V84H67ZM86 85H87V84H86ZM86 85H85V86H86ZM110 85H112V83H110ZM185 85H186V84H185ZM235 85H236V84H235ZM32 86H33V83H32ZM32 86H31V87H32ZM79 86H80V85H79ZM85 86H83V88H81V89H85V88H84ZM87 86H88V85H87ZM186 86H187V88H188V85H186ZM186 86H185V87H186ZM226 86H227V85H226ZM243 86H245V85H243ZM250 86H251V85H250ZM261 86H262V85H261ZM31 87H30V88H31ZM36 87H37V86H36ZM38 87H39V86H38ZM44 87H45V86H44ZM69 87H71V86L68 85V89L73 90L72 87H71L72 89L69 88ZM88 87H89V86H88ZM90 87H89V88H90ZM117 87H118V85H117ZM252 87H253V86H252ZM20 88H21V87H20ZM24 88L26 89L27 87H24ZM28 88H29V87H28ZM28 88H27V89H28ZM63 88H64V87H63ZM63 88H62V89H63ZM75 88H76V87H74V89H75ZM182 88H183V87H182ZM187 88H186V92H187V95H188V92H189V91H187ZM230 88H231V87H230ZM249 88H250V87H249ZM254 88H255V87H253L252 90H253ZM260 88H261V87H260ZM48 89H49V87H48ZM58 89H59V88H58ZM106 89H107V88H106ZM188 89H190V88H188ZM242 89H243V88H242ZM246 89H247V87H246ZM246 89H243L244 92L246 91ZM22 90H23V89H22ZM28 90H29V89H28ZM55 90H56V89H55ZM65 90H66V89H65ZM88 90H89V89H88ZM92 90H93V88H92ZM95 90H96V89H94V91H95ZM223 90H224V89H223ZM228 90H229V89H228ZM247 90H248V89H247ZM249 90H250V89H249ZM263 90H264V87H263ZM263 90H262V91H263ZM18 91H19V90H18ZM42 91H44V90L42 89ZM53 91H54V90H53ZM58 91L61 92L62 90H58ZM74 91H75V90H73L72 92L74 93ZM82 91L84 92V90H81V91H80V90H77L76 92H81V93H82ZM89 91H90V90H89ZM108 91H109V90H108ZM181 91H183V90H181ZM225 91H226V89H225L224 91H222V92H225ZM238 91H239V89H238ZM241 91H242V90H241ZM257 91H258V90H257ZM29 92H30V91H29ZM47 92H49V91H47ZM59 92H58V93H59ZM66 92L68 93L67 90H66ZM66 92H65V93H66ZM76 92H75V93H76ZM228 92H229V91H228ZM239 92H240V91H239ZM246 92H247V91H246ZM260 92H261V91H260ZM55 93H56V92H54V94H55ZM58 93H57V94H58ZM69 93L72 94L71 92H69ZM84 93H85V92H84ZM84 93H82V94H84ZM89 93H90V92H89ZM91 93H93V92L91 91ZM107 93H108V92H107ZM184 93H185V92H184ZM184 93H182L180 97H182V95H183ZM219 93L221 94V95H220L221 97L224 96L223 93H221V92H219ZM219 93L217 94L218 96H219ZM230 93H231V92H230ZM242 93H243V92H242ZM252 93H253V92H252ZM255 93H256V92H255ZM258 93H259V92H258ZM21 94H22V93H21ZM44 94H45V93H44ZM49 94H50V93H49ZM51 94H53V93L51 92ZM54 94H53V95H54ZM57 94H55V95H57ZM82 94H81V95H82ZM102 94H105V92H102ZM102 94H101V96H103ZM178 94H179V93H178ZM227 94H228V93H227ZM227 94H225V95H227ZM235 94H237V93H235ZM12 95H13V94H12ZM68 95H69V94H68ZM68 95H67V96H68ZM73 95H74V94H73ZM77 95H78V94H77ZM93 95H95V93H94ZM105 95H106V94H105ZM105 95H104L103 97H105ZM133 95H134V94H133ZM187 95H186V96H187ZM189 95H190V94H189ZM231 95H232V94H231ZM243 95H245V94H243ZM259 95H260V94H259ZM259 95H258V96H259ZM19 96H21V95H19ZM59 96H62V94H61V95L59 94ZM59 96H58V97H59ZM82 96H86V94H85V95H82ZM90 96H91V95H90ZM97 96H99V95H96V97H97ZM125 96H126V98H127V97H128V94H127V95H124V98H125ZM129 96H130V94H129ZM131 96H132V95H131ZM175 96H176V95H175ZM184 96H185V95H184ZM186 96H185V97H186ZM190 96H191V95H190ZM228 96H230V95H228ZM258 96H257V97H258ZM16 97H18L17 94H16L14 97H12V98H15V99H16ZM78 97H79V96H78ZM78 97H76V99H77ZM94 97H95V96H94ZM180 97H179V98H180ZM187 97H188V96H187ZM197 97H198V99H196V100L200 102L199 96H197ZM201 97H202V96H200V98H201ZM203 97H204V100H206V99H205V96H203ZM210 97H211V96H210ZM10 98H11V97H9V99H10ZM30 98H31V97H30ZM33 98H34V97H33ZM49 98H50V97H49ZM52 98H53V97H52ZM62 98H65L64 95H63ZM68 98H69V97H68ZM72 98H74V96H73ZM72 98H71V99H72ZM84 98H85V97H84ZM126 98H125V99H126ZM130 98H131V97H129V99H130ZM215 98H216V97H215ZM218 98H219V97H218ZM218 98H217V99H218ZM233 98H234V97H233ZM239 98L241 99V96H240ZM15 99H14V100H15ZM18 99H19V98H18ZM24 99H25V98H24ZM58 99H59V98H58ZM58 99H56V100H58ZM69 99H70V98H69ZM69 99H68L67 101H70V100H71V99H70V100H69ZM76 99H75V100H76ZM96 99H97V98H96ZM114 99H115V98H114ZM125 99H124V100H125ZM221 99H222V98H221ZM242 99H243V97H242ZM248 99H249V98H248ZM253 99H254V97H253ZM253 99H252V100H253ZM261 99H262V98H261ZM11 100H13V99H11ZM39 100H40V99H39ZM50 100H51V99H50ZM53 100L55 101V98H54ZM53 100H52V102H53ZM64 100H66V98H65ZM64 100L61 99L60 102H61V101H64ZM94 100H95V99H94ZM97 100H98V99H97ZM100 100H101V99H100ZM110 100H111V99H110ZM110 100H109V101H110ZM130 100H131V99H130ZM130 100H129V101H130ZM214 100H216V99H214ZM218 100H220V99H218ZM226 100L228 101L229 99H227V97H226V98H225V101H226ZM237 100H238V102H239V99H235V101H237ZM256 100H257V99H256ZM262 100L264 101V97H263ZM24 101H25V100H24ZM26 101H28V100H26ZM26 101H25V102H26ZM109 101H108V102H109ZM114 101H115V100H114ZM114 101H113V102H114ZM126 101H127V100H125L124 102H126ZM225 101H224V102H225ZM230 101H231V100H230ZM230 101H229V102H230ZM233 101H234V99H233ZM233 101H232V102H233ZM246 101H247V100H246ZM8 102H9V100H8ZM13 102H14V101H13ZM16 102H17V101H16ZM25 102H24V104H25ZM32 102H35V101H32ZM45 102H46V101H45ZM70 102H72V101H70ZM77 102H78V104L81 103V102H79V100H77ZM82 102H83V101H82ZM86 102H87V100H85V102H83V103L85 104ZM92 102H93V101H92ZM110 102H111V101H110ZM121 102H123V101H121ZM195 102H196V101H195ZM220 102H221V101H220ZM238 102H237V104H238ZM243 102H244V101H242V103H243ZM259 102H262V101H259ZM18 103H19V102H18ZM74 103H76V102H74ZM83 103H82V104H83ZM196 103H198V102H196ZM202 103H203V100L201 99L200 104H202ZM216 103L218 104V102H216ZM226 103H228V102H226ZM226 103H225V104H226ZM242 103H241V105H242ZM263 103H264V102H263ZM263 103H261V104H262V105H261L262 108H264V104H263ZM16 104H17V103H16ZM46 104H47V102H46ZM50 104L52 105V103H50ZM102 104H103V103H102ZM108 104H109V103H108ZM125 104H127V103H125ZM200 104L198 103V105H200ZM222 104H223V103L221 102L220 105H222ZM229 104L232 105V103H229ZM229 104H228V106H229ZM237 104H236V105H237ZM255 104H256V103H255ZM259 104H260V103H258V105H259ZM8 105H10V104L8 103ZM17 105H19V104H17ZM20 105H21V104H20ZM42 105H43V104H42ZM48 105H49V104H48ZM57 105H58V104H57ZM71 105H72V104H71ZM71 105H70V106H71ZM104 105H105V107H106V104H104ZM220 105H219V106H220ZM236 105H235V106H236ZM241 105H240V106H241ZM248 105H249V104H248ZM253 105H254V104H253ZM258 105H257V106H258ZM23 106H24V105H23ZM35 106H36V105H35ZM52 106H56V103H55L54 105H52ZM58 106H59V105H58ZM92 106H93V105H92ZM100 106L102 107L103 105L99 104V107L96 106V107H95V110H96V108H97V110H98V108H100ZM113 106H115V105H113ZM116 106H118V105H116ZM116 106H115V107H116ZM226 106H227V105H225V107H226ZM250 106H252V105H250ZM250 106H247L248 109H249ZM19 107H20V106H19ZM21 107H22V106H21ZM26 107H27V106H26ZM36 107H37V106H36ZM49 107H50V106H49ZM60 107H61V106H60ZM62 107H63V106H62ZM103 107H104V106H103ZM109 107H110V106H109ZM215 107H216V105H215ZM215 107H214V108H215ZM217 107H218V106H217ZM220 107H221V106H220ZM223 107H224V106H223ZM230 107H233V106H230ZM261 107L259 106V109H260ZM11 108H13V107L11 106ZM22 108H23V107H22ZM46 108H48V107H46ZM52 108H54V107H52ZM56 108H57V107H56ZM56 108H55V109H56ZM58 108H59V107H58ZM65 108H66V107H65ZM73 108H74V106H73ZM73 108L71 107V109H73ZM93 108H94V106H93ZM106 108H107V107H106ZM106 108H105V109H106ZM221 108H222V107H221ZM226 108H227V107H226ZM233 108H234V107H233ZM236 108H237V107H236ZM245 108H246V107H245ZM250 108H251V107H250ZM253 108H254V106H253ZM262 108H261V109H262ZM29 109H30V108H29ZM48 109H49V108H48ZM59 109H62V108H59ZM86 109H88V108L86 107ZM227 109H228V108H227ZM229 109H230V108H229ZM259 109H256V107H255V109H253L254 112L252 111V112L254 113V114L252 113V114H253V117H251L252 114L249 113V114H251V115H249L250 118L244 119L241 123H238V122H237L235 125L232 124V127H231V126H230L231 128L226 127V130H225V129H222L223 131L221 130L222 132L220 131L219 134L222 135V134H224V133H226V132L231 131L232 129H234V131H237V130L240 128L241 125L247 124L248 121L250 122V120L252 121L255 117H258L259 115H261V114H262L261 111H264V109H262V110L260 109L261 111H259L260 113H258V110H259ZM14 110H15V109H14ZM49 110H50V109H49ZM53 110H54V109H53ZM57 110H58V109H57ZM63 110H64V109H63ZM66 110H67V108H66ZM68 110H69V109H68ZM76 110L81 111L82 108L79 109V108L76 107ZM84 110H85V109H84ZM93 110H94V109H93ZM217 110H219V109H217ZM217 110H215V111H217ZM231 110H232V109H230V111H231ZM233 110L235 111V109H233ZM233 110H232V112L234 113ZM20 111H22V110H20ZM54 111H56V110H54ZM236 111H237V110H236ZM58 112L61 113L62 110H61V111L59 110ZM247 112H248V111H246V112H244V113L246 114ZM256 112H257L258 114L255 116ZM65 113H67V112H64V115H65ZM69 113H70V111H69ZM76 113H77V112H76ZM94 113L96 114L95 111H94ZM107 113H108V111H107ZM223 113H224V111H223ZM233 113H230V114H233ZM86 114H87V112H86ZM209 114H210V113H209ZM211 114H213V112H211ZM211 114H210V116H211ZM234 114H235V113H234ZM66 115H67V114H66ZM83 115H84V114H83ZM87 115H89V113H88ZM92 115H93V114H92ZM215 115H216V114H215ZM219 115H220V114H219ZM242 115H243V114H242ZM247 115H248V114H247ZM56 116H57V115H56ZM68 116H69V117H68ZM101 116H102V115H101ZM230 116H231V115H230ZM233 116H234V115H233ZM245 116H246V115H245ZM263 116H264V115H263ZM66 117H68L70 120H68V118H66ZM81 117H83V116H81ZM206 117H207V116H206ZM212 117H214V116L212 115ZM212 117H211V118H212ZM222 117H223V115H222ZM239 117L241 118V116H239ZM259 117H261V116H259ZM60 118H61V117H60ZM60 118H58V119L61 120V121L57 120V117H56L55 119L57 120V123L59 122L56 126L59 127V125L61 124L60 127H61L62 129L59 127V130H58V131H61V130H62V131H63V134H62V131H61V133H60L61 136H59V135H57V136L60 137V141H62V142H60V141L58 140L59 138L55 139V141H56V142L58 141V142H60V143H63L64 139L66 140V137H67V135H68L67 133L70 131V128H72V129L74 128V127H73V126H74V124H73V123H74V120H71V114H70V115H67V116H63L64 120H62L63 118H62V119H60ZM79 118H80V117H79ZM211 118H208V120L211 119ZM214 118H216V116H215ZM218 118H219V117H218ZM225 118L228 119L229 117L227 116V117H225ZM244 118H245V117H244ZM261 118H262V117H261ZM72 119H73V114H72ZM206 119H207V118H206ZM219 119H220V118H219ZM229 119H230V118H229ZM237 119H238V118H237ZM67 120H68V121H67ZM76 120H78V118H77ZM102 120H104V119L102 118ZM211 120H212V119H211ZM213 120H214V119H213ZM223 120H224V119H223ZM223 120H221L222 122H221V121H220V122L223 123ZM225 120H226V119H225ZM48 121H49V120H48ZM51 121H52V120L50 119V122H51ZM62 121L65 122V123H63ZM218 121H219V120H218ZM258 121H259V120H258ZM61 122H62V123H61ZM205 122H206V121H205ZM210 122H211V124H212V121H209V123H210ZM215 122L217 123V121H215ZM231 122H232V121H231ZM246 122H247V123H246ZM80 123H81V121H80ZM207 123H208V121H207ZM213 124H214V121H213ZM218 124H219V123H217L216 125L218 126ZM223 124H224V123H223ZM229 124H230V123H229ZM256 124H257V126L259 125L258 127H257V126H256V127H257L258 129L260 128V129L262 130V127L264 126V117H263V119H261V121H259V123H257V121H256ZM75 125H76V124H75ZM225 125H226V124H225ZM233 125H234V126H233ZM115 126H116V125H115ZM207 126H211V125H207ZM214 126H215V124H214ZM253 126H254V125H253ZM111 127H112V126H111ZM117 127H119L118 129H120V128L122 129V127H120V125H119V126L117 125V126L115 127V130H118ZM212 127H213V126H212ZM215 127H216V126H215ZM47 128H48V127H47ZM47 128H46V130H47ZM107 128H108V127H107ZM109 128H110V127H109ZM109 128H108V129H109ZM202 128H203V127H202ZM202 128H201V129H202ZM205 128H206V126H205ZM249 128H250V126H249ZM253 128H254V127H253ZM54 129H56V127H55ZM65 129H68L69 131H68V130H65ZM87 129L89 130L90 127H89V128L87 127ZM94 129H95V128H94ZM207 129H208V128H207ZM207 129H206V130H207ZM209 129H210V128H209ZM209 129H208V130H209ZM212 129H213V128H212ZM216 129H217V128H216ZM242 129H243V128H242ZM254 129L256 130V128H254ZM254 129H253V130H254ZM263 129H264V127H263ZM64 130H65V132H67L66 134H65ZM91 130H92V129H90V132H91ZM95 130H96V129H95ZM103 130H104V129H103ZM111 130H112V129H111ZM111 130H110V131H111ZM243 130H244V129H243ZM251 130H252V129H251ZM81 131H82V130H80V132H81ZM86 131H87V130L85 129V132H86ZM92 131H93V130H92ZM201 131H203V130H201ZM218 131H219V130H218ZM256 131H257V130H256ZM74 132H75V131H74ZM74 132H72L71 134H73ZM85 132H84V133H85ZM94 132H95V131H94ZM118 132H119V130H118ZM237 132H238V131H237ZM237 132H233V133L235 134V133H237ZM244 132H246V131H244ZM249 132H251V131H249ZM252 132H253V131H252ZM257 132H258V131H257ZM257 132H256V134H257ZM263 132H264V131H263ZM46 133H47V132H46ZM51 133H52V132H51ZM87 133H88V131H87ZM101 133H102V131H101ZM103 133H104V131H103ZM115 133H116V132H114V134H115ZM122 133H123V131H122ZM131 133H132V132H131ZM131 133L129 132V135L132 136ZM201 133H202V132H201ZM214 133H215V132H214ZM230 133H231V132H230ZM230 133H229V135H227V136L219 137L217 140L215 139V141H213V142H209L204 148H205V149H209V148H211V147H213V146H217V147H218L219 145H221V144H219V143H221V142H222V145H223V144H227L226 142H228V139H229V141H230V140L232 139V138H230V137H233V136H234L233 133H232L233 135L230 134ZM240 133H242V132H240V130H239V134H240ZM254 133H255V132H254ZM43 134H44V133H43ZM56 134H57V133H56ZM56 134H55V135H56ZM89 134H90V133H89ZM91 134L96 135V133H95V134H94V133H91ZM105 134H106V133H105ZM119 134H120V132H119ZM133 134H134V133H133ZM160 134H161V133H160ZM162 134H163V133H162ZM216 134H217V133H216ZM216 134H215V135H216ZM219 134H218V136H220ZM237 134H238V133H237ZM237 134H235V135L237 136ZM250 134H252V133H250ZM258 134L260 135L259 132H258ZM7 135H8V133H7ZM7 135H6V136H7ZM50 135H51V136H50ZM50 135H49V136L53 138V133L50 134ZM64 135H66V137H64ZM77 135H78V134H77ZM83 135H84V134H83ZM87 135H88V134H87ZM99 135H100L101 139H100V138H97V139L93 140L94 137L91 139L90 136H89L88 138H89L90 141L87 142V143L90 144L89 146H91V147H90V148H91V152H92L91 155L93 154V155L89 158V162H90V163H89L88 165H90V166H91V165H96L95 167H94V166L89 167L90 169H87V171H86L87 175H85V176H87V177H88V180H89V184H87V185H90V186H87V190H86V192H85L84 198H82L83 196L81 197L82 199H86V201H85L84 203H91L90 205H87V206H91V207H89V209L92 208V206L96 205L97 203L102 202V201L105 200V199H107V200L109 199V200H110V198H112V203H113V201H114L113 198L116 196V194L118 195L119 193L123 192L124 189L126 190L127 187H130V186H132V185H134V184H138L141 180H144L145 177L150 176V175H148V173H149V174H152V173H153V172H152V173L148 172L147 174L145 173L146 176H138V177L131 178V179L127 180L126 178L132 174V171H133V173H134V170H135L134 168H135V166H134L133 164H129V163L126 162V160L129 159V155H128V158H127V159H124L126 163H125L124 161H121V160H120L119 164L117 165V162L115 163V159H116V160H119V158H118V159H117V158H114V157H113V154L115 153V151H118V150L120 151V149H119L120 147H122L123 150H124V149H128V147H132V146L130 145V142L128 141V139H127V140H126V139L124 140V139H121V138H120V140H123L124 142H123V143H119V141H117V142L119 143V144H118L119 146H118L117 144H116V146H115V147L118 149V150H117V149L113 146L114 144H113V145H110V142H111V141L107 138V137H108L107 135H106V138H105V137L103 138V136H101V134H99ZM116 135H117V134H116ZM124 135L126 136V134H124ZM127 135H128V133H127ZM208 135H209V134H208ZM212 135H213V133H212L211 135H209V137H208L207 139H205V140L208 141V139H212V138L210 137V136H212ZM215 135H213V136H214L213 138L217 137V136H215ZM253 135L255 136V134H252V136H253ZM259 135H258V139H260V138H259ZM8 136H9V135H8ZM57 136H56V137H57ZM73 136H74V134H73ZM85 136H86V133H85V135H84V137H83L84 139L82 140V138H81V140H80V138H77V136H76L75 138H73L72 136L70 137V134H69V139L66 140V141H69V143H70V142H71V143L74 142V144H75V142H76L75 145L72 143V144H73V146H72L73 149H72V147L70 146V147H71V150H70V151L73 152V153H72V152H70V153H72V154L75 153L76 155L79 156V153H76V152H78V151H75V150H77V147L79 148L80 146H77V147H75V146H76L78 143L80 144V142H83V141H84L83 143H85V140H86V138H87V137H85ZM118 136H119V135H118ZM198 136H199V135H198ZM200 136H201V135H200ZM200 136H199V137H200ZM206 136H207V135H206ZM238 136H239V135H238ZM252 136H251V137H252ZM10 137H11V136H10ZM50 137H49V138H50ZM54 137H55V136H54ZM63 137H64V139L62 140L61 138H63ZM110 137H111V136H110ZM120 137H122V135H121ZM199 137H198V140L201 139V138H199ZM240 137H241V135H240ZM245 137H246V136H245ZM245 137L242 135L243 140H244ZM251 137H250V138H251ZM263 137H264V135H263ZM88 138H87V140H88ZM111 138H112V137H111ZM111 138H110V139H111ZM113 138H116V139H117V137H113ZM128 138H131V137L129 136ZM238 138H239V137H238ZM242 138H241V139H242ZM246 138H249V137H246ZM203 139H204V138H202L201 140H203ZM52 140H53V139H52ZM52 140H51V142H52ZM91 140H92V141H91ZM108 140H109V141H108ZM113 140H114V139H113ZM198 140H196V142H197ZM205 140H204V141H205ZM249 140H250V139H249ZM255 140H256V138H255ZM255 140L253 139L254 143H255ZM262 140H263V139H262ZM66 141H64V143H65ZM152 141H154V140H152ZM204 141H203V142H204ZM207 141H205V142H207ZM224 141H225V142H224ZM236 141H239V140L236 139L235 142H236ZM241 141H242V140H241ZM241 141H240V142H241ZM253 141H250V142L253 143ZM263 141H264V140H263ZM263 141H260V140L258 141V140H256V143H255V144H257V142L264 143ZM182 142H183V141H182ZM200 142H201V141H200ZM235 142H234V143H235ZM243 142H244V141H243ZM247 142H249V141H247ZM67 143H68V142H67ZM67 143H66L65 145H67ZM131 143H132V142H131ZM163 143H164V142H163ZM232 143H233V141H232ZM232 143L230 142L231 145H236V144H237V142H236V144H232ZM245 143H246V142H245ZM245 143H243L244 146H245ZM52 144H54V143H52ZM57 144H59V143H57ZM81 144H82V143H81ZM81 144H80V145H81ZM111 144H112V143H111ZM132 144H133V143H132ZM149 144H150V143H149ZM166 144H167V143H166ZM184 144H185V143H184ZM184 144H183V145H184ZM194 144H195V142H194ZM230 144H229V146H230ZM240 144H241V143H240ZM240 144H239V145H240ZM247 144H249V143H247ZM247 144H246V146H247ZM250 144H251V143H250ZM60 145H61V144H60ZM69 145H70V144H69ZM183 145H182V146H183ZM227 145H228V144H227ZM251 145H252V144H251ZM258 145H259V143H258ZM61 146L63 147V145H61ZM61 146H60V147H61ZM145 146H147V145L145 144ZM151 146H152V145H151ZM153 146L155 147L156 145H153ZM168 146H170V145H168ZM180 146H181V145H179L178 147L180 148ZM186 146H187V144H186ZM188 146H191V145H188ZM188 146L185 147V149H186V148H190V147H188ZM197 146H198V144H197ZM203 146H204V145H203ZM229 146H228V147H229ZM253 146H254V145H253ZM260 146H261V144H260ZM260 146H259V147H260ZM68 147H69V146H68ZM70 147H69V148H70ZM82 147H83V146H82ZM84 147H85V146H84ZM221 147H222V146H221ZM223 147H224V145H223ZM225 147H226V146H225ZM235 147H236V146H234V148H235ZM242 147H243V145H242ZM58 148H59V146H58ZM63 148H64V147H63ZM63 148L61 149V152H62V153H63L62 150L66 151V148H65V149H63ZM74 148H75V150H74ZM88 148H89V147H88ZM88 148H87V150H88ZM134 148H136V147H134ZM134 148H133V150H134ZM159 148H160V146H159ZM162 148H164V147L162 146ZM204 148H202V149H203V151L205 152V149H204ZM234 148H232V149H234ZM247 148H248V147H247ZM250 148H251V147H250ZM253 148H254V147H253ZM253 148H252V149H253ZM256 148L258 149V147H256ZM256 148H255V149H256ZM262 148H263V147H262ZM79 149H80V148H79ZM122 149H121V151H122ZM145 149H146V148H145ZM145 149H143V150H145ZM152 149H153V148H152ZM183 149H184V148H183ZM183 149H181V151H185V150H183ZM192 149H193V147H192ZM202 149H201V150H202ZM219 149H220V148H219ZM232 149H231V150H232ZM237 149H238V148H237ZM241 149L243 150V148H241ZM259 149H260V148H259ZM59 150H60V149H59ZM68 150H69V149H68ZM80 150H81V149H80ZM141 150H142V149H141ZM141 150H139V151H141ZM146 150H147V149H146ZM150 150H151V148H150ZM160 150H161V149H160ZM175 150H178V149H175ZM188 150H189V149H188ZM223 150H224V149L222 148V151H223ZM242 150H241V152L243 153V151H244V152H245L244 155L247 156L248 151H247V153H246V151H245V147H244V150H243V151H242ZM250 150H251V149H250ZM250 150H249V151H250ZM262 150H263V149H262ZM74 151H75V152H74ZM136 151H137V150H136ZM178 151H180V150H178ZM178 151H177V152H178ZM214 151H215V150H214ZM220 151H221V150H220ZM225 151H226V150H225ZM228 151H230V150H227L226 152H228ZM233 151H234V150H233ZM253 151H254V149H253ZM253 151H252V152L250 151V152H251V155H253ZM17 152H18V151H17ZM17 152H16V153H17ZM59 152H60V151H59ZM89 152H90V151H89ZM126 152L128 153V151H126ZM144 152L146 153V151H144ZM144 152H143V153H144ZM147 152H148V151H147ZM157 152H158V150H157ZM168 152H169V151H168ZM172 152H174V151L172 150ZM195 152H197V150H196ZM201 152H202V151H201ZM218 152H219V151H218ZM226 152H225V154H227ZM235 152H236V150H235ZM235 152H231V153H235ZM66 153H67V151H66ZM81 153H82V152H81ZM85 153H86V152H85ZM116 153H117V152H116ZM120 153H122V152H120ZM127 153H126V154H127ZM129 153H130V152H129ZM132 153H133V152H132ZM153 153H154V152H152L151 155H150V154H149V155L152 156ZM164 153H165V152H164ZM170 153H171V152H170ZM175 153H176V151H175ZM193 153H194V151H193ZM198 153H199V152H198ZM213 153H214V152H213ZM220 153H223V152H220ZM220 153H219V154H220ZM231 153H230L229 156L233 155V154H231ZM238 153H239V154H238ZM238 153H237V154L240 155L239 149H238ZM255 153H256V152H255ZM20 154H21V153H20ZM20 154H18V155H20ZM63 154H64V153H63ZM75 154H74L73 157L76 156ZM117 154H118V153H117ZM136 154H140V153H136ZM141 154H142V153H141ZM162 154H163V153H162ZM165 154H166V153H165ZM167 154H169V153H167ZM178 154H181V153L178 152ZM182 154H183V153H182ZM208 154H209V153H208ZM214 154H215V153H214ZM216 154H217V153H216ZM263 154H264V153L262 152V153H261V156H263ZM61 155H62V154H61ZM65 155H68V153L65 154ZM69 155H71V154H69ZM82 155H83V154H82ZM89 155H90V153H89ZM89 155H88V157H89ZM114 155H116V154H114ZM122 155H123V154H122ZM147 155H148V154H147ZM157 155H158V154H157ZM159 155H161V154L159 153ZM169 155H173V153H171V154H169ZM186 155H187V154H186ZM188 155H189V154H188ZM197 155H198V154H197ZM197 155H196V156H197ZM234 155H236V153H235ZM234 155H233V157H234ZM248 155H249V153H248ZM257 155H258V154H257ZM257 155H255V156H257ZM7 156H8V155H7ZM15 156H16V154H15ZM15 156H14V157H15ZM21 156H22V155H21ZM62 156H64V155H62ZM71 156H72V155H71ZM71 156H70V158H72ZM78 156H77V157H78ZM119 156H120V155H119ZM124 156H125V155H124ZM124 156H123V157H124ZM136 156H137V155H136ZM140 156H142V155H140ZM140 156H137V157L140 158ZM150 156H149V157H150ZM153 156H156V155H153ZM161 156H162V155H161ZM176 156H177V155H176ZM209 156H210V155H209ZM213 156H215V155H213ZM224 156H225V155H224ZM14 157H13V158H14ZM68 157H69V156H68ZM80 157H82V156H80ZM86 157H87V156H85V159H88V158H86ZM123 157H122V158H123ZM137 157H136V158H137ZM143 157H144V156H143ZM158 157H159V156H158ZM163 157H165V156H162V158H163ZM168 157H169V156H168ZM183 157H184V156H183ZM186 157H187V156H186ZM199 157H201V156L199 155ZM204 157H205V156H204ZM204 157H203V158H204ZM237 157H238V156H237ZM237 157H236V160H237ZM258 157L260 158V155H259ZM0 158H1V157H0ZM11 158H12V157H11ZM13 158H12V159H13ZM59 158H60V156H59ZM62 158H64V157H62ZM70 158H69V159H70ZM156 158H157V157H156ZM162 158H161V157L159 158V162H160V159H162ZM173 158H174V157H173ZM196 158H197V157H196ZM208 158H209V157H208ZM211 158H212V157H211ZM222 158H223V157H222ZM227 158L231 159L230 157H227ZM238 158H239V157H238ZM9 159H10V157H9ZM69 159H68V162H69ZM73 159H74V158H73ZM73 159H72V160H73ZM75 159H76V158H75ZM75 159H74V160H75ZM80 159H82V158H79V160H78V158H77L76 160H78V162H80ZM83 159H84V157H83ZM144 159H145V158H144ZM150 159H151V158H150ZM165 159H166V158H165ZM186 159H189V158H186ZM186 159L184 158V159H183V162H184ZM213 159H214V158H213ZM229 159H228V160H229ZM232 159H233V158H232ZM234 159H235V158H234ZM234 159H233V160H234ZM245 159H246V158H245ZM3 160H5V159L3 158ZM14 160H15V159H14ZM63 160H64V159H63ZM122 160H123V159H122ZM132 160H133V159H132ZM137 160H139V159L137 158ZM146 160H147V159H146ZM151 160H153V159H151ZM154 160H155V159H154ZM199 160H200V159H199ZM204 160H205V162H206V157H205ZM209 160H211V159H209ZM215 160H216V157H215ZM224 160H225V159H224ZM260 160H261V158H260ZM9 162H10V160H9ZM15 162H17V160H15ZM59 162H60V160H59ZM59 162H58V159H57V163H58V164H59ZM123 162H124V163H123ZM142 162H144L143 159L140 160L139 163H142ZM161 162H163V160H161ZM161 162H160V163H161ZM164 162H165V160H164ZM176 162H177V160H176ZM212 162H213V160H212ZM226 162H227V160H226ZM262 162H263V159H262ZM61 163H62V162H61ZM69 163H70V162H69ZM71 163H72V162H71ZM114 163H115L116 165H115ZM122 163H123V164H122ZM154 163H155V162H153V163H151V164L153 165ZM181 163H182V162H181ZM181 163H180V164H181ZM198 163H199V162H198ZM203 163H204V162H203ZM208 163H209V162H208ZM213 163H214V162H213ZM217 163H218V159H217ZM250 163H252V160H251ZM254 163L256 164V162H254ZM5 164H6V162H5ZM13 164H14V163H13ZM15 164H16V163H15ZM25 164H28V163H25ZM62 164H64V163H62ZM75 164H76V163H75ZM86 164H87V163H86ZM113 164H114V165H113ZM149 164H150V163H149ZM149 164H148V166H149ZM227 164H228V163H227ZM232 164L234 165L235 163H232ZM21 165H24V164H21ZM31 165H32V164H31ZM54 165L57 166L56 164H54ZM59 165H60V164H59ZM69 165H70V164H69ZM135 165H136V164H135ZM137 165H138V164H137ZM139 165H140V164H139ZM142 165H143V164H142ZM144 165H145V164H144ZM152 165H151V168L153 167ZM176 165H177V164H176ZM183 165H184V164H183ZM183 165H182V166H183ZM186 165H187V164H186ZM228 165H229V164H228ZM230 165H231V163H230ZM257 165H258V163H257ZM1 166H2V164L0 165V167H1ZM28 166L30 167V165H28ZM70 166H71V165H70ZM70 166H68V167H70ZM72 166H74V165H72ZM145 166H146V165H145ZM148 166H147V169H150V168H148ZM171 166H173V165L171 164ZM191 166L193 167V165H191ZM195 166L197 167L198 165H195ZM201 166H203L202 169L204 168L203 170L201 169V171H200V172L203 173V174L201 173L202 175H204V174L207 175V174L210 173V172H211V173L214 172V167L212 168V166H214V165L209 166V164H208V166H207V162H206V166H205V167H204V165H201ZM222 166H223V165H222ZM236 166H237V165H236ZM245 166H246V165H245ZM245 166H244L243 168H245ZM252 166L254 167V164H253ZM252 166H251V167H252ZM258 166H259V165H258ZM4 167H5V166H3V167L0 168V172H1V173H2V172L4 173V171H3ZM22 167H23V166H22ZM63 167H64L63 165L60 167V168H61L60 171L64 169ZM66 167H67V166H66ZM75 167H76V166H75ZM136 167H137V166H136ZM140 167H142V166L140 165ZM149 167H150V166H149ZM154 167H155V166H154ZM167 167H168V166L166 165L165 168L167 169ZM174 167H175V166H174ZM192 167H191V168H192ZM215 167H217V166H215ZM224 167H226V169H227V166L224 165ZM233 167H234V166H233ZM233 167H231V168H233ZM249 167H250V166H249ZM249 167H248V168H249ZM253 167H252V171L254 170ZM2 168H3V169H2ZM14 168H15V167H14ZM31 168H32V166H31ZM62 168H63V169H62ZM160 168H162V167H160ZM168 168H169V167H168ZM189 168H190V167H189ZM193 168H194V167H193ZM193 168H192V170H193ZM200 168H201V167H200ZM219 168H220V167H219ZM219 168H218V169H219ZM231 168H230V166H229V167H228V171H229ZM239 168H240V170L242 169L241 167H239ZM254 168L256 169L257 166L255 165ZM5 169H7V168L5 167ZM5 169H4V170H5ZM9 169H10V168H9ZM19 169H20V168H19ZM54 169H55V168H54ZM56 169H57V168H56ZM65 169H66V168H65ZM65 169L62 171V173L65 172ZM76 169H77V167H76ZM81 169H82V168H81ZM138 169H139V168H138ZM142 169H143V168H142ZM170 169H171V168H170ZM179 169H180V168H179ZM179 169H178V170H179ZM186 169H187V167H186ZM194 169H195V168H194ZM197 169H199V168H197ZM259 169H261L260 166H259ZM1 170H2V171H1ZM10 170H12V169H10ZM10 170H7V171H10ZM24 170H25V169H24ZM57 170H58V169H57ZM71 170H72V169H71ZM140 170H141V169H140ZM140 170H137V172H135V173H138V171H140ZM157 170L160 171V170H162V169H157ZM180 170L182 171V168H181ZM199 170H200V169H199ZM222 170H223L224 172H227V170L225 171L224 169L221 168V172H219V174H221V175H222V173H223ZM231 170H232V169H231ZM234 170L236 171V169H234ZM27 171H28V170H27ZM66 171H67V170H66ZM69 171H70V170H69ZM75 171H76V170H75ZM159 171H158V172H159ZM163 171H164V170H163ZM172 171H173V170H172ZM195 171H196V170H195ZM216 171H218V170H216ZM243 171H244V170H243ZM246 171H247V170H245V172H246ZM256 171H257L256 174L258 175L259 171H261V170H258V168H257ZM16 172H17V171H16ZM30 172H31V170H30ZM56 172H57V171H56ZM67 172H68V171H67ZM141 172H142V171H141ZM161 172H162V171H161ZM165 172H170V171H169V170H166ZM232 172H233V171H231V172L229 171V174L231 173L230 176L235 174V172H234V173H232ZM236 172H237V171H236ZM245 172H244V173H245ZM262 172H263V171H262ZM262 172H260V173L263 175L264 173H262ZM1 173H0V174H1ZM17 173H18V172H17ZM26 173H27V172H26ZM28 173H29V172H28ZM54 173H55V172H54ZM82 173H83V172H82ZM82 173H81V174H82ZM155 173H156V172H155ZM170 173H171V172H170ZM178 173H179V171H178ZM186 173H189V172H186ZM186 173L183 172V174H186ZM211 173H210L211 176H213V175L216 176L215 172H214L213 174H211ZM237 173H238V172H237ZM244 173H243V174H244ZM247 173H248V172H247ZM247 173H245V174L247 175V177H248V179H249L250 176H248V174H249L250 172H249L248 174H247ZM9 174H10V173H9ZM23 174H24V173H23ZM29 174H30V173H29ZM35 174H37V173H35ZM39 174H40V173H39ZM39 174H37V176H36L37 178H38V177H41V175H39ZM60 174H61V173H60ZM67 174H68V173H67ZM76 174H77V173H76ZM83 174H85V173H83ZM138 174H139V173H138ZM156 174H159V173H156ZM176 174H177V173H176ZM196 174H200L199 171H198V173L196 172ZM196 174H195V175H196ZM201 174H200V175H201ZM227 174H228V173H227ZM256 174H254V176L258 177ZM261 174H259V176H260ZM63 175H64V173H63ZM65 175H66V173H65ZM71 175H74V174L71 173ZM135 175H136V174H135ZM143 175H144V174H143ZM180 175H181V174H180ZM202 175H201V176H202ZM208 175H209V174H208ZM208 175H207V176H208ZM223 175H225V174H223ZM239 175H240V174H239ZM249 175H251V174H249ZM262 175H261V177H262ZM24 176H25V175H24ZM69 176H70V175H69ZM79 176H81V175H79ZM151 176H152V175H151ZM156 176H157V175H156ZM172 176H173V174H172ZM172 176H170V178H172ZM175 176H176V175H175ZM191 176H192V174H191ZM201 176H198V178H199L201 181H204V180H202V179L200 178ZM228 176H229V175H228ZM241 176H242V174H241ZM241 176H239V177H241ZM254 176H253V178H254ZM19 177H20V176H19ZM21 177H22V175H21ZM54 177H58V176H54ZM130 177H131V176H130ZM130 177H128V178H130ZM132 177H133V176H132ZM178 177H179V176H178ZM221 177H223V176H221ZM225 177H226V176H225ZM239 177L236 178V176H235L236 180L239 179ZM244 177L247 179L246 176H244ZM33 178H34V177H33ZM58 178H59V177H58ZM61 178H62V176H61ZM72 178L74 179V176H73ZM76 178H77V177H76ZM174 178H175V177H174ZM176 178H177V177H176ZM202 178H203V176H202ZM213 178H214V177H212V180H213ZM218 178H219V177H218ZM231 178H234V176H232ZM250 178H251V177H250ZM258 178H259V177H258ZM14 179H16V177H15ZM17 179L19 180V178H17ZM17 179H16V180H17ZM23 179H24V178H23ZM23 179H22V180H23ZM35 179H36V178H35ZM86 179H87V178H86ZM124 179H126V180L124 181ZM159 179H160V182H163V181L161 180L160 177H159ZM164 179H166V178H164ZM203 179H204V178H203ZM206 179H207V178H206ZM228 179H229V177H228ZM228 179H227V180H228ZM240 179H241L240 182H242V180H243V176H242V178H240ZM240 179H239V180H240ZM52 180H53V179H51V181H52ZM65 180H66V179H65ZM75 180H76V179H75ZM207 180H208V181L205 180V181L203 182L204 184L202 185V188H201L200 192L198 191V193H197L198 195H200V197H199V196H198V197L201 199V202H200L201 205H200V204H199V205L197 204L198 207L200 206V207H199L200 209H199L198 211L201 212V213H200V217H201L200 220H201V222H200V220H199L200 224H198V225L201 226V229L205 232V234L202 233L203 235H201V236H203V237L200 236V237L202 238V240L200 239V241H202V244H203V245L201 244V246L199 245V247H202V246H203L204 249H202V251L205 250V252L203 251V253H205V256L202 258V261H201L202 263H201V262H200V263H201V264H260V260H261L260 258H261V257L259 258L260 260L258 259V261H257L256 258L254 259V255H253V253H255V255H256V252H254V251L256 250L255 248H257V247L259 248V246L264 242V240H262L263 242H258L259 244L261 243L260 245H259L258 243H256L257 240H255V242H254V243H256L255 246H256V245H258V246H256V247L254 248V243H252L251 240H252L255 236L252 235V233H251V235H250V233H249V231H248V230H250V229L248 228V226L245 225V223H244V225L241 226V227L237 226V228H234V226H233V228L230 229V230H233V231H230V230H229V232H228V230H226V229H227V228H226L227 226L231 225L232 223H233V225H234V223H236V221H237V218H238V220H239V218L243 216L242 214H244L245 209H246L247 207H249L248 204H245L244 202L241 201V203H244L245 205H247L246 208H245V207H242L243 205L241 206V205H239V203H238V206H239L240 208L237 207L238 209L236 208V210H232V212H230V213H227V212H229L228 210H227L226 213L223 212L224 209H223L222 207H224V206L227 207V205L223 203V202L226 201V200H223V199H222V196H221V194H220L221 191L218 190V184H219L218 182H219V181H217L216 178H214V183H212L211 181H209V179H207ZM224 180H226V179H224ZM230 180H231V179H230ZM233 180H234V179H233ZM236 180H234V183H233V184H235V185H237V183H236L237 181H236ZM256 180H257V179L254 178V180H251V181H252V182L254 181V184H255V183H256V182H255ZM263 180H264V179H263ZM29 181H30V180H29ZM29 181L27 180L28 183H29ZM36 181H37V179H36ZM36 181H35V183H36ZM42 181H43V180L41 179V182H42ZM59 181H60V180H59ZM67 181H68V179H67ZM122 181H123V182H122ZM144 181H145V180H144ZM144 181H141V183L143 184ZM146 181H148V180H146ZM146 181H145V183H146ZM150 181H151V180H150ZM201 181H200V182H201ZM220 181H223L222 178H220ZM243 181H244V180H243ZM246 181H247V180H246ZM30 182H32V181H30ZM52 182H53V181H52ZM55 182H56V180H55ZM55 182H53V183H55ZM57 182H58V181H57ZM57 182H56V184H57ZM70 182H71V181H70ZM73 182H75V181H73ZM121 182H122V183H121ZM151 182H153V179H152ZM207 182H211L212 186H211L210 184H207ZM226 182H227V181H226ZM229 182H230V181H229ZM244 182H245V181H244ZM244 182H242V185H243ZM259 182H260V181H259ZM259 182H257L258 185H259ZM42 183H44V182H42ZM58 183H60V182H58ZM61 183H63V182H61ZM65 183H66V185H67V182H65ZM65 183H64L63 185H65ZM80 183H81V182H80ZM157 183H158V182H157ZM223 183H224L223 185L221 184L222 187H224V185H226L224 181H223ZM238 183H239V181H238ZM249 183L252 184V183L250 182V180H249ZM33 184H34V182H33ZM36 184H37V183H36ZM76 184H77V183H76ZM200 184H201V183H200ZM257 184H256V185H257ZM262 184H264L263 181H262V183H261V186H262ZM27 185H28V184H27ZM45 185H46V184H45ZM47 185H51V184L48 183ZM58 185H59V184H58ZM68 185H69V184H68ZM81 185H82V183H81ZM81 185H80V186H81ZM85 185H86V184H85ZM145 185H147V184H145ZM149 185H151V183H150ZM209 185L211 186L210 188H208ZM242 185H241V186H242ZM244 185H245V184H244ZM258 185H257V186H258ZM28 186L31 187L30 185H28ZM43 186H44V185H43ZM43 186H42V187H43ZM52 186H53V184H52ZM83 186H84V185H83ZM83 186H82V188H83ZM135 186H137V185H135ZM142 186H144V185H142ZM162 186H163V185H162ZM165 186H166V185H165ZM231 186L233 187L232 183H231ZM231 186H229V187L231 188ZM32 187H33V186H32ZM39 187H40V186H39ZM39 187H38V188H39ZM48 187H49V186H48ZM48 187H47V188H48ZM53 187H54V186H53ZM58 187H60V186H58ZM63 187H64V186H63ZM137 187H138V186H137ZM137 187H136V188H137ZM144 187H146V186H144ZM147 187H149V186H147ZM160 187H161V186H160ZM166 187H167V186H166ZM200 187H201V186H200ZM219 187H220V186H219ZM227 187H228V186H227ZM234 187H235V186H234ZM237 187H238V185H237L235 188H237ZM247 187H248V189L250 188L249 186H247ZM251 187H253V186H251ZM44 188H45V187H44ZM49 188H50V187H49ZM49 188H48V189H49ZM61 188H62V186L60 187V189H61ZM68 188H69V187H67L66 190H67ZM76 188H77V187H76ZM78 188H81V187H78ZM78 188H77V189H78ZM162 188H163V187H162ZM220 188H221V187H220ZM235 188H234V189H235ZM238 188H241L240 185H239ZM243 188H245V186H244ZM243 188H242V189H243ZM258 188L260 189V186H259ZM42 189H43V188H42ZM56 189H57V188H56ZM62 189H63V188H62ZM83 189H84V188H83ZM145 189H146V188H145ZM168 189H169V188H168ZM168 189H167V190H168ZM252 189H253V188H252ZM252 189H249V190H252ZM259 189H257V187L255 186L254 191L258 190L257 193L260 194V193H259ZM263 189H264V188H263V186H262L261 190H263ZM46 190H47V189H46ZM46 190L44 189V191H46ZM50 190H51V189H50ZM73 190H74V189H73ZM175 190H176V189H175ZM177 190H178V189H177ZM235 190H236V189H235ZM44 191H43V192H44ZM55 191H56V190H55ZM126 191H127V190H126ZM179 191H180V189H179ZM181 191H182V190H181ZM218 191H219V193H218ZM246 191H247V190L245 189V191H243V193H245ZM252 191H253V190H252ZM39 192H40V190H39ZM43 192H42V194H43ZM47 192H49V191H47ZM52 192H53V189H52L51 193H52ZM60 192H62V191H60ZM63 192H64V191H63ZM69 192H70V189H69ZM73 192H74V191H73ZM73 192H72V193H73ZM76 192H77V193H80V191H77V190H76ZM127 192H128V191H127ZM131 192H132V191H131ZM172 192H173V193L175 192V195H177V194H176V191H173V190H172ZM232 192H234V190H233ZM235 192H236V191H235ZM250 192H251V191H249L248 193H250ZM40 193H41V192H40ZM56 193H57V192H56ZM56 193H55V194H56ZM65 193H66V192H65ZM72 193H70V195H71ZM82 193H83V192H82ZM125 193H126V192H125ZM163 193H164V192H163ZM222 193H223V192H222ZM240 193H242V192H240ZM243 193H242V194H243ZM246 193H247V192H246ZM252 193L254 194V192H252ZM252 193H251V194H252ZM42 194H40V195L42 196ZM46 194H48V193H46ZM62 194H63V193H62ZM129 194L131 195L132 193H129ZM129 194H128V195H129ZM179 194H180V193H179ZM181 194H182V193H181ZM235 194H238L239 196H241V195L239 194V191H238L237 193H235ZM43 195L45 196V194H43ZM49 195H51V194H49ZM65 195H66V194H65ZM70 195L68 196L69 198H70ZM72 195H73L75 198H76V196H77L76 194H75V195L72 194ZM78 195H79V194H78ZM80 195H81V194H80ZM133 195H134V194H133ZM182 195H183V194H182ZM255 195L258 196L257 194H255ZM263 195H264V192H263ZM47 196H48V195H47ZM47 196H46V197H47ZM66 196H67V195H66ZM118 196H119V195H118ZM120 196H121V195H120ZM120 196H119V197H120ZM131 196H132V195H131ZM177 196H178V195H177ZM180 196H181V195H180ZM180 196H179V197H180ZM184 196H185V195H184ZM74 197H73V200L75 199ZM127 197H129V196H127ZM187 197H188V196H187ZM227 197H228V196H227ZM227 197H226V198H227ZM241 197H242V196H241ZM259 197L261 198L260 195H259ZM49 198L54 199V198L52 197V195H51V197L49 196ZM55 198H56V197H55ZM71 198H72V197H71ZM71 198H70V199H71ZM77 198H78V197H77ZM77 198H76V199H77ZM81 198H80V199H81ZM95 198H96V199H95ZM117 198H118V197H117ZM122 198H123V197H122ZM125 198H126V197H125ZM237 198H238V197H237ZM58 199H59V198H58ZM58 199H57V200H58ZM62 199H63V196H62ZM62 199H61V200H62ZM82 199L80 200L81 202H79V205L77 204L78 207H79L80 205L83 204V203H82ZM115 199H116V198H115ZM119 199H120V198H118V200H119ZM128 199H129V198H128ZM131 199H133V198L131 197ZM131 199H129V201H130ZM181 199H182V198H181ZM200 199H199V200H200ZM258 199H259V198H258ZM263 199H264V198H263ZM263 199H261V200L264 201ZM109 200H108V201H109ZM118 200L116 199L115 201L119 202ZM120 200H121V199H120ZM123 200H124V198H123ZM179 200H180V199H179ZM197 200H198V199H197ZM199 200H198V202H199ZM222 200H223V202H222ZM228 200H229V197H228ZM230 200H231V199H230ZM241 200H242V199H241ZM243 200H244V198H243ZM248 200H249V199H248ZM248 200H246V201L248 202ZM253 200H255V199H253ZM41 201L43 202L42 199H41ZM44 201H45V198H44ZM51 201H52V200H51ZM53 201H54V200H53ZM121 201H122V200H121ZM126 201H127V200H126ZM168 201H169V200H168ZM170 201H171V200H170ZM231 201H232V200H231ZM238 201H239V200H238ZM46 202H47V201H46ZM66 202H67V200H66ZM75 202H77V200H76ZM104 202H105V201H104ZM130 202H131V201H130ZM130 202H128V203H130ZM198 202H197V203H198ZM260 202H261V201H259V203H260ZM43 203L45 204V202H43ZM62 203L64 204L65 201L62 202ZM81 203H82V204H81ZM110 203H111V202H110ZM112 203H111V205H113ZM114 203H115V202H114ZM119 203H121V204H120L121 207H122V206L124 207V204H125V203H124L123 205H122V202H119ZM119 203H118V205H119ZM128 203H127V204H128ZM168 203H170V202H168ZM168 203H167V204H168ZM171 203H172V202H171ZM171 203H170V204H171ZM225 203H226V202H225ZM232 203H234V200H233ZM256 203H257V202H256ZM256 203L254 202V204H255L254 206H256V205L258 206V205H259V204H256ZM46 204H48V203H46ZM54 204H56V201H55ZM60 204H61V203H60ZM65 204H66V203H65ZM68 204H69V203L67 202V205H68ZM107 204H108V203H107ZM227 204H228V203H227ZM235 204H237V202H236ZM251 204H253V202H252V203L250 202V205H251ZM67 205H66V207H67ZM99 205H100V204H99ZM111 205H110V206H111ZM114 205L116 206V204H114ZM114 205H113V206H114ZM118 205H117V207H114V209L120 207V205H119V206H118ZM133 205H134V204H133ZM172 205L174 206V204H171L170 206H172ZM187 205H188V204H187ZM223 205H224V206H223ZM263 205H264V202H262V205H261V206H263ZM59 206H60V205H59ZM63 206H64V205H63ZM63 206H61V207H63ZM73 206H74V205H73ZM75 206H76V205H75ZM108 206H109V205H108ZM126 206H127V205L125 204V207H126ZM163 206H164V205H163ZM168 206H169V204H168ZM168 206L166 205V207H168ZM170 206L168 207L169 209H170ZM197 206H196V204H195L193 208H192V207H190V208H192L193 211H194L195 207L197 208ZM252 206H253V205H251V209H252ZM254 206H253V207H254ZM257 206L254 207V209H255L254 211H256ZM52 207H53V206H52ZM71 207H72V206H71ZM121 207H120V208H121ZM125 207H124V208H125ZM127 207H128V206H127ZM137 207H138V204H137ZM143 207H144V206H143ZM160 207H161V209H159V211H157V210H158V207H157V210H156L157 213L160 212V210H162L161 212L165 211V210L162 208V206H160ZM235 207H236V206H234V208H235ZM47 208H48V207H47ZM50 208H51V207H50ZM63 208H64V207H63ZM79 208H80V207H79ZM94 208H95V207H94ZM107 208H108V207H107ZM120 208H119V209H120ZM164 208H165V207H164ZM168 208H166L167 211H168ZM187 208H189V207H187ZM262 208H264V207H262ZM72 209H73V207H72ZM104 209H105V208H104ZM104 209H103V210H104ZM114 209H113V210H114ZM122 209H123V208H122ZM122 209H121V210H122ZM131 209L133 210V206H132ZM136 209H137V208H136ZM251 209H247L248 211H246V212H248V214H249V213H250L249 210H251ZM260 209H261V208H260ZM260 209H259L258 211H261ZM63 210H64V209H63ZM73 210H75V208H74ZM87 210H88V208H87L86 210L83 209V211H82V212H79L78 214H74V213H72L73 211L70 212V214H68L66 217L64 216V218H63L62 221L59 220L60 222H59L57 225H55V226L53 225L54 227H53V228H50L49 231H46L43 235H41V236L35 238L34 241L32 240V242H31L30 244H27V245L25 244V246L19 248L17 251L12 252V253L10 254V257H9V258H10V259H13V258L18 257V255H19V256H20L21 254H24V255H25L24 252H26V251H27V252H30V250H31L30 248L34 247L35 245L37 246V245H39L40 243H45V242H43V241L49 239L50 237H54V236H58V235H59V236H60V235L63 236V235L66 234V232H69V233H70V231H71L70 229H71V228H72V229H73V228H75V229L78 228V226H77L78 222H76V221H79V222H80L81 220H79V218L82 217V216L85 217V215L87 214V213H86ZM123 210H124V209H123ZM127 210H129V209L127 208ZM137 210H138V209H137ZM170 210H171V209H170ZM221 210H222V211H221ZM252 210H253V209H252ZM262 210H263V209H262ZM51 211H52V209H51ZM51 211L48 210L49 213L47 212L46 214L49 215ZM58 211H62V209H60V210H58ZM70 211H71V210H70ZM106 211H107V210H106ZM118 211H119V210H117V212H118ZM146 211H147V210H146ZM167 211H166V212H167ZM193 211H192V212H193ZM62 212H63V211H62ZM109 212H110V210H109ZM114 212H115V211H114ZM117 212H116V213H117ZM147 212H148V211H147ZM51 213H52V212H51ZM63 213H64V212H63ZM88 213H89V212H88ZM90 213H91V212H90ZM90 213H89V214H90ZM111 213H112V212H111ZM149 213H150V212H149ZM157 213H156V214H157ZM189 213H190V212H189ZM193 213H194V212H193ZM52 214H53V213H52ZM52 214H51V215H52ZM108 214H109V213H108ZM118 214H119V213H118ZM120 214H121V213H120ZM120 214H119V215H120ZM167 214H168V213H167ZM198 214H199V213H198ZM248 214L246 213V215H248ZM251 214H253V213H251ZM254 214L256 215V212H254ZM259 214H260V212H259ZM43 215H44V214H43ZM48 215H47V216H48ZM51 215H49V216H51ZM58 215H59V214H58ZM113 215H115V214H113ZM139 215H140V214H138V217L143 221V223H144V221H146L147 219H148L149 222H150V219H149V218H150V214H149V216H148V214H147V216H148L149 218H145V217H143L142 215H141V216H142L143 218H141ZM158 215H159V214H158ZM160 215H161V214H160ZM263 215H264V211H263ZM263 215H262V216L259 215V216H260V219H262L261 217H264ZM45 216H46V215H44V218H45ZM47 216H46V217H47ZM49 216H48V217H49ZM53 216H54V215H53ZM98 216H99V214H98ZM110 216H112V214H111ZM127 216H128V215H127ZM134 216H135V215H134ZM136 216H137V215H136ZM147 216H146V217H147ZM164 216H166V215H164ZM248 216H249L250 218H251V217H252V218L254 217L253 219L256 218V216H254V215L250 216V214H249ZM248 216H247V218H249ZM259 216H258V217H259ZM120 217H122V216H120ZM120 217L118 216V218H120ZM131 217H132V216H130V218H129L130 220H132ZM138 217H137V218H138ZM152 217H153V216H152ZM160 217H161V216H160ZM168 217H170V216L168 215ZM171 217H172V216H171ZM171 217H170V219L167 218V220H168L167 222H169V220H171ZM175 217H176V216H175ZM175 217H174V219H175ZM191 217H192V216H191ZM37 218H38V217H37ZM49 218H53V217H49ZM49 218H47V219H49ZM56 218H57V217H56ZM56 218H55V219L53 218V219H54V220L52 221L53 224H54V223H57L58 220L56 221ZM118 218L115 219V220H118L117 223L120 221V219H118ZM123 218H124V217H123ZM133 218H134V217H133ZM137 218H136V219H137ZM144 218H145V220H143ZM164 218H166V217H164ZM176 218H177V217H176ZM243 218H244V217H243ZM243 218H242V219H243ZM250 218H249V219H250ZM57 219H59V217H58ZM60 219H62V218H60ZM77 219H78V220H77ZM97 219H99V217H97ZM151 219H152V218H151ZM260 219H259V221H260ZM263 219H264V218H263ZM51 220H52V219H50V221H51ZM82 220H83V219H82ZM115 220H114V221H115ZM124 220H125V219H124ZM176 220H177V219H176ZM176 220H174V221H173V219L171 220L172 223H173L174 225H175V223H176V222H175ZM257 220H258V218H257ZM40 221H41V220H40ZM132 221H133V220H132ZM157 221H158V220H157ZM165 221H166V220H165ZM239 221H240V220H239ZM259 221H257V222L259 223L258 225H262V224H260L261 221H260V222H259ZM262 221H263V220H262ZM45 222H46V221H45ZM47 222H48V221H47ZM75 222H76V223H75ZM109 222H110V221H109ZM122 222H123V221H121V223H122ZM147 222H148V221H146V222L144 223V225H145ZM151 222H154V221L151 220ZM174 222H175V223H174ZM247 222H249V221H247ZM247 222H246V223H247ZM254 222H255V224H256V219H255ZM112 223H114V222H112ZM117 223H114V224H117ZM135 223H136V222H135ZM251 223H253V221H252ZM37 224H38V223H37ZM50 224H51V223H49V224L46 223V226L48 225V227H49V226L51 227ZM119 224H120V222H119ZM133 224H134V223H133ZM147 224H148V223H147ZM147 224H146V225H147ZM151 224H152V223H151ZM154 224H155V223H154ZM160 224H161V223H160V221H159V225H160ZM164 224L167 225L166 223H164ZM170 224H171V222H170ZM255 224H252V226L255 225ZM103 225H106V224H103ZM130 225H132V224H128L127 226L129 227ZM135 225H137V223H136ZM149 225H150V224H149ZM149 225H148V227H147V226H145V227H146V228H149V227H150L149 229H151V225H150V226H149ZM159 225L156 224L155 227H157V226H159ZM174 225H173V227H172L173 229H174ZM247 225H249V223H248ZM36 226H37V225H36ZM36 226H35V227H36ZM39 226H40V225H39ZM46 226H45V227H46ZM118 226H120V225H118ZM161 226H162V225H160L159 227H161ZM169 226L171 227V225H169ZM255 226H256V225H255ZM35 227H34V228H35ZM109 227H110V226H109ZM153 227H154V226H153ZM249 227H250V226H249ZM34 228H33V229H34ZM80 228H81V227H80ZM80 228H79V230H80ZM104 228H106V226H104ZM118 228H119V227H118ZM161 228H162V227H161ZM167 228H168V227H167ZM224 228H226V229H225V230H226V231H225L226 233H225V234H222L221 232L224 233V231H221V230H223ZM250 228H251V227H250ZM253 228H254V227H253ZM257 228H258V227H257ZM68 229H69V230H68ZM99 229H100V228H99ZM102 229H103V227H102ZM112 229H114L113 232L115 233V232H116L115 229H117V228H112ZM136 229H137V231H138V228H136ZM155 229H156V228H155ZM157 229H158V230H162V229H166V227H164V228H162V229H160V228H157ZM173 229H172V230H173ZM175 229H176V225H175ZM254 229H255V228H254ZM259 229H260V232H262V229H263V228H262V229L259 228ZM259 229H258V230H259ZM100 230H101V229H100ZM103 230H104V229H103ZM108 230H109V229H107V232H108ZM121 230H122V232H124L123 229H121ZM141 230H142V229H141ZM167 230H168V229H167ZM251 230H252V229H251ZM26 231H27V230H25V232H26ZM30 231H31V230H30ZM32 231H34V230H32ZM111 231H112V230L110 229L109 232H111ZM134 231H135V228H134ZM162 231H163V230H162ZM162 231H160V233H161ZM170 231H171V229H170ZM170 231H169V236H168V238H171L172 236H170V235H173V234H170ZM176 231H177V229H176ZM253 231H254V230H253ZM253 231H252V232H253ZM96 232H97V231H96ZM127 232H128V231H127ZM127 232H126V233H127ZM139 232H142V231H139ZM139 232H138V233H139ZM151 232H152V230H151ZM167 232H168V231H167ZM178 232H180V231H177V233H178ZM34 233H36V231H35ZM41 233H42V232H41ZM41 233H40V234H41ZM93 233H94V232H93ZM104 233H106V229H105ZM114 233H111V234H114ZM126 233H125V234H126ZM129 233H130V232H129ZM143 233H144V232H143ZM162 233H163V232H162ZM173 233H174V232H173ZM177 233H176V235H177ZM257 233H258V232H257ZM83 234H84V233H83ZM98 234H99V233L97 232V235H94V236H95V237H96V236L99 237L100 235H98ZM106 234L108 235V233H106ZM123 234H124V233H123ZM125 234H124V235H125ZM149 234H151V233H148V235H149ZM154 234H155V233H154ZM154 234H151L150 236L153 237ZM156 234L158 235V233H156ZM255 234H256V232H255ZM263 234H264V233H263ZM263 234L260 233L261 238H262ZM25 235H26V234H25ZM30 235H31V234H30ZM90 235H92V234H90ZM114 235H115V234H114ZM130 235L132 236L133 233L128 235L129 239H130ZM139 235H140V234H139ZM152 235H153V236H152ZM174 235H175V234H174ZM174 235H173V236H174ZM176 235H175V236H176ZM180 235H181V233H180ZM180 235H179L178 237H181ZM187 235H188V234H187ZM34 236H35V235H34ZM59 236H58V237H59ZM68 236H70V235L68 234ZM77 236H78V235H77ZM102 236H103V232H102ZM109 236H110V235H109ZM134 236H135V235H134ZM140 236L143 238V234H141ZM160 236H161V234H160ZM163 236H164V235H163ZM252 236H254V237L252 238ZM256 236H257V235H256ZM18 237H20V235H19ZM22 237H23V236H22ZM63 237H64V239L66 238L65 236H63ZM73 237H75V236H73ZM112 237H113V235H112ZM112 237H110L111 240L113 239ZM114 237H115V236H114ZM121 237H122V236H121ZM124 237H125V236H124ZM154 237H157V236H154ZM154 237H153V239H154ZM164 237H165V236H164ZM166 237H167V236H166ZM166 237H165V239H164L165 241H163L164 243H165L166 240L168 239V238L166 239ZM178 237H177V239H179ZM188 237H189V238H192V236L190 237V234L188 235ZM258 237H259V233H258L257 239H258ZM20 238H21V237H20ZM23 238H24V237H23ZM23 238H21V241H22ZM25 238H28V237H25ZM68 238H69V237H68ZM77 238H79V237H77ZM102 238H103V237H101L100 240H99L100 243H101L102 245H103L104 243L109 242V241H106L105 239H103V240H105L106 242L103 241L104 243H102V242H101V239H102ZM132 238H133V236H132ZM181 238H183V239H179V242H176L175 240H177V239H174L173 237H172V240H174L175 243L178 244V243H180V240H181V243H183L182 241H185V238H187V237H186V236L184 237V234H182V237H181ZM251 238H252V239H251ZM32 239H33V238H32ZM66 239H67V238H66ZM66 239H65V240H66ZM110 239L107 238V240H110ZM125 239H126V237H125ZM136 239L138 240V238L135 237V240H133V242H135ZM146 239H147V238H146ZM159 239H162V238H158V239L155 238L154 241H159ZM255 239H256V238H255ZM19 240H20V239H19ZM65 240H64V241H65ZM75 240H76V239H75ZM79 240H81V239L79 238ZM141 240H142V239H141ZM188 240H189V239H188ZM249 240H250V241H249ZM30 241H31V240H30ZM30 241H29V242H30ZM61 241H62V240H61ZM73 241H74V239H73ZM139 241H140V240H139ZM152 241H153V240H152ZM174 241H173V243H174ZM190 241H191V240H190ZM253 241H254V239H253ZM258 241H259V239H258ZM260 241H261V240H260ZM22 242H23V241H22ZM89 242H90V241H89ZM131 242H132V241H131ZM170 242H171V241H170ZM186 242H187V239H186ZM186 242H185V243H186ZM227 242H228V243H230V242L233 243V244H230L231 247L228 245ZM234 242H235V243H234ZM15 243H16V242H15ZM56 243H57V242H56ZM56 243H55V244H56ZM72 243H73V242H72ZM75 243H76V247H77L79 241H78V243H77V242H75ZM80 243L83 244V242H80ZM91 243H93V242H91ZM113 243L115 244V243H119V242H116V241L114 240ZM129 243H130V242H129ZM148 243H149V242H148ZM148 243H147V244H148ZM151 243H153V242H151ZM166 243L169 244V243H168V240H167ZM173 243H172V244H173ZM192 243H194V242H192ZM197 243H198V242H197ZM199 243H200V242H199ZM13 244H14V243H13ZM53 244H54V243H53ZM97 244H99V243H96L95 246H97ZM108 244H110V242H109ZM108 244H107V245H108ZM123 244H124V243H121L120 246H122ZM142 244H144V243H142ZM145 244H146V243H145ZM145 244H144V245H145ZM170 244H171V243H170ZM194 244H195V243H194ZM194 244H191V243L189 244V243H188V245H187V246L190 248L191 251L189 250V248H187V246H186V247L184 246L185 244L183 245V247H181V248H183V249L185 250L186 253L190 251V252H192V253H190V254H192V255L194 254L193 256H190L191 258H192V257L194 258V256H195V258H196V254H195V252L198 251V249L195 248V245H194ZM222 244H223V245H222ZM224 244H225V245H228L231 249L229 250V249H228L229 247L226 246V249H227V250H225ZM235 244H238L239 246L237 245L236 248H233V247H235ZM47 245H49V244H47ZM102 245H101V248H103ZM105 245H106V244H105ZM127 245L129 246L130 244H127ZM144 245H143V246H144ZM148 245H149V244H148ZM174 245H175V244H174ZM190 245H191V246H190ZM192 245H194L193 248H195V250H194V249H191V248H192ZM196 245H197V244H196ZM232 245H234V246L232 247ZM16 246H18V244H17ZM42 246H44V245L42 244ZM53 246H55V245H53ZM59 246H62V245H59ZM65 246H66V245H65ZM74 246H75V245H74ZM98 246H99V245H98ZM109 246H110V245H109ZM112 246H113V245H112ZM123 246H124V245H123ZM128 246H127V247H128ZM149 246H150V245H149ZM151 246H152V245H151ZM161 246H162V245H161ZM165 246H166V245H165ZM165 246H164V247H165ZM176 246H177V245H176ZM176 246H175V248H176ZM262 246H263V245H262ZM262 246H261V247H262ZM46 247H47V249L49 250V246H46ZM55 247H56V246H55ZM82 247H83V246H82ZM135 247H136V246H135ZM135 247H133V248L135 249ZM141 247H142V245H141ZM146 247H147V245H146ZM156 247H158V246H156ZM156 247H155V248H156ZM169 247H171V246H169ZM220 247H221V249H224V250H221V249H220V251H221L222 254H220V256H219V255H218L219 253L217 252V250H218ZM222 247H223V248H222ZM227 247H228V248H227ZM237 247H238V248H237ZM11 248H12V247H11ZM13 248H14V247H13ZM34 248H36V247H34ZM38 248L40 249L39 246H38ZM58 248H59V247H58ZM77 248H78V247H77ZM85 248H86V247H85ZM121 248H122V247H121ZM139 248H140V246H139ZM143 248H144V247H143ZM143 248H142V249H143ZM155 248H154V249H155ZM160 248H161V247H160ZM160 248L157 249V251L160 250ZM166 248H167V247H166ZM179 248H180V246H178V248H176V252L179 251V250H177V249H179ZM181 248H180V249H181ZM185 248H187L188 250L185 249ZM232 248H233V249H232ZM16 249H17V248H16ZM29 249H30V250H29ZM41 249H42V248H41ZM82 249H83V248H82ZM119 249H120V248H119ZM134 249H133V251L127 252L126 254H122V255H124V257H123V261H122V264H184V261H183L184 258H183V257H185V256H183V255H181V256H183V257H181L180 255L178 256V255H176V254H178V253H176V252H175L176 254H173V251H171V254H170V253H166V251H168V250H167L168 248H167L166 251L164 252V253H166V254L162 253V255H163V254H164V255L161 256V257H159V256H155V255H154V254H155L154 252H153V253H150L151 251H154V249H151V251L149 250L150 252H148V251H147L148 248H147L146 250H145V248H144V250H145L144 253H143V252H142V253H141V252H138V251H140L139 249H138L137 252H134ZM162 249H163V247H162ZM169 249H173V248H169ZM183 249L180 250L179 252H182L181 254H184V255H185V252L183 253V251H184ZM259 249H260V248H259ZM259 249H258V250H259ZM10 250H11V249H10ZM28 250H29V251H28ZM42 250H43V249H42ZM44 250H45V246H44ZM58 250H59V249H58ZM70 250H71V249H70ZM70 250H69V251H70ZM88 250H89V249H88ZM90 250H91V249H90ZM113 250H114V249H113ZM123 250H124V249H123ZM193 250H194V253H193ZM206 250H207V251H206ZM263 250H264V248L260 251V254H261V255H262L261 252H264ZM6 251H7V250H6ZM56 251H57V249H56ZM60 251H61V248H60ZM60 251H59V252H60ZM69 251H68V252H69ZM74 251H75V250H74ZM85 251H86V250H85ZM85 251H84V252H85ZM91 251H92V250H91ZM102 251H105V250L102 249ZM108 251H109V249H108ZM116 251H117V250H116ZM121 251H122V250H121ZM161 251H162V250H160V252H161ZM224 251H225V252H224ZM47 252H48V251H47ZM47 252H46V253H47ZM63 252H64V251H63ZM71 252H72V250H71ZM71 252H70V253H71ZM76 252H77V250H76ZM82 252H83V251H82ZM84 252H83V254H81V255L85 256V253H84ZM89 252H90V251H89ZM168 252H169V251H168ZM5 253H6V252H5ZM46 253L44 252V256L46 255ZM99 253H100V252H99ZM113 253H114V252H113ZM117 253H121V252L117 251V252L114 253V254H112V253L110 254V255H112V259L115 258V260H116V258H117V260H118L119 257H116V256L118 255ZM198 253H200L201 256L204 255V254H201V252H198ZM217 253H218V254H217ZM42 254H43V252H42ZM73 254H74V253H73ZM115 254H116V255H115ZM168 254H170V255H168ZM67 255H68V254H66V256H67ZM105 255H106V254H105ZM113 255H114V257H113ZM188 255H189V254H188ZM69 256H70V255H69ZM71 256H72V255H71ZM86 256H87V255H86ZM100 256H101V255H100ZM100 256H99V257H100ZM186 256H187V254H186ZM198 256H199V254H198ZM201 256H200V257H201ZM7 257H8V256H7ZM62 257H63V256H62ZM76 257H77V256H76ZM76 257H75V258H76ZM99 257H98V258H99ZM154 257H156V258H154ZM21 258H23V257H21ZM21 258H20V259H21ZM24 258H25V257H24ZM26 258H27V257H26ZM26 258H25V259H26ZM38 258H39V257H38ZM40 258L42 259V256H40ZM53 258H54V257H53ZM193 258H192L191 262L194 264V262H193ZM20 259H19V260H20ZM27 259H28V258H27ZM27 259H26V260H27ZM31 259H32V257H31ZM34 259H35V258H34ZM50 259L52 260V258H50ZM65 259H66V257H65L63 260L65 261ZM86 259H87V258H86ZM101 259H102V258H101ZM107 259H109V256H108ZM112 259H110V260H112ZM197 259H198V258H196V260H197ZM199 259H200V258H199ZM199 259H198V260H199ZM262 259H263V258H262ZM5 260H7V259L5 258ZM22 260H23V259H22ZM22 260H21V262H23ZM32 260H33V259H32ZM46 260H47V259H46ZM46 260L44 259V261H46ZM53 260H54V259H53ZM57 260L59 261V259H57ZM67 260H68V257H67ZM76 260H77V259H76ZM78 260H79V259H78ZM115 260H114V262L116 263ZM194 260H195V259H194ZM196 260H195V263H196ZM17 261H18V260H17ZM42 261H43V259H42ZM42 261H41V262H42ZM47 261H48V260H47ZM55 261H56V260H55ZM55 261H54V262H55ZM58 261H56V262H58ZM64 261H63V262H64ZM118 261H119V260H118ZM189 261H190V258H189V260H188V263H190ZM18 262H19V261H18ZM37 262H38V264H39L40 261L38 260ZM41 262H40V263H41ZM49 262H51V261H49ZM54 262H53V263H54ZM56 262H55V263H56ZM61 262H62V259H61ZM65 262H68V261H65ZM71 262H72V261H71ZM83 262H84V261H83ZM110 262L112 263V261H110ZM114 262H113V263H114ZM7 263H8V262H7ZM43 263H44V262H43ZM45 263H46V262H45ZM58 263H59V262H58ZM113 263H112V264H113ZM200 263H199V264H200ZM0 264H1V263H0ZM12 264H13V263H12ZM19 264H20V263H19ZM34 264H35V263H34ZM46 264H49V263H46ZM51 264H52V262H51ZM73 264H74V263H73ZM96 264H97V263H96ZM101 264H104V263H101ZM117 264H118V263H117Z\"/></svg>",
    "mask_w": 264,
    "mask_h": 264
}]
</instances>
